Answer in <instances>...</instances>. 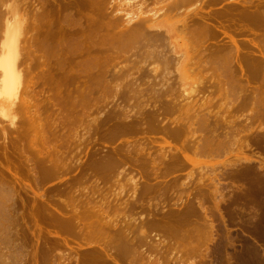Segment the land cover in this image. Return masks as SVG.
<instances>
[{
  "label": "bare ground",
  "instance_id": "6f19581e",
  "mask_svg": "<svg viewBox=\"0 0 264 264\" xmlns=\"http://www.w3.org/2000/svg\"><path fill=\"white\" fill-rule=\"evenodd\" d=\"M89 1V0H88ZM92 1H94V0H92ZM102 2H104L103 0H101ZM101 1H99V3H101L102 4V2ZM127 1H130V0H127ZM137 0H131V2H127V6H125L124 8H126L127 7V9H126V12L124 13V18L122 19L121 17H120V19L121 20H117L118 19V17H117V19H115L116 17H111V19H113L112 21L113 22H109L110 24H108L106 21H110V17H108V16H111L110 15V13L108 14V19L106 20V16L105 15H107V14H102V15H104L106 18H105V21L103 22V20L102 21H98L100 18H98V20L96 19L97 18V16L99 15H97V16H94L92 13L90 14V12L87 10V12H86V15L88 16V20H87V22L85 23L84 21L87 19V17H86V15H84L85 13L83 12L82 14H83V16L84 17H86L85 18V20H84V18H83V22H84V24H83V22H82V17L80 18V15H81V11H82V6H83V4L86 2V0H70V1H66V2H62V1H59V0H36L35 2H38V3H36L37 4V6H38V4L39 5H41V7H42V9H40V8H38L37 7V9L38 10H40V11H37L36 9H35V6L33 5V4H35V2H33L32 0H0V121L3 123V122H5L4 120L6 119V121L9 123V125H7L8 127H5L4 125H1L0 124V138H1V141H2V144H4V146H5V148H6V144L8 143H10V145H12V143H13V141H12V138H10V136H9V133L10 132H13V127H14V123H13V121L15 120L14 119V117H16V114H15V111L16 110H18V111H20V115L22 116V118H21V121H22V123H24V125L23 126H18V127H16L15 126V128H21L20 130H17V129H15V130H17V133H19V135H20V137H21V139H20V141H19V143H21L20 144V151H18V153L20 152L22 155H23V157H24V161H25V164H24V168H25V170H26V168H27V170H26V172H28L29 174L27 175V181H28V178L29 179H31V183H32V185H30V183H28V182H26V183H22L23 185H21V188L23 187V189H22V193L24 194V195H26L29 199V202L31 203V204H29V205H31V209L29 210L28 209V211H30V214H31V216H30V218L32 217L33 219L34 218H38V219H40V220H47V219H49V221H50V223H52V225L54 226V225H58L59 226V228L63 231V232H66V233H68L69 234V232L72 234V235H74L75 234V237L77 238V237H79V238H87L88 240V242H90V239H91V237H93L94 239H95V237H96V235L99 237V235L101 236V234H103L104 236H103V238L105 239H107V240H109L108 239V237L110 238L111 236V238H110V240L109 241H107V240H105V242H104V244H105V246L106 247H104V245H103V248H100L98 251H89L88 249V251L86 252V251H84V252H86V253H83V255H82V259L81 260H79L77 257L78 256H76L77 255V253H75L74 254V256L73 257H71L70 256V253L71 252H67V253H65V251L63 252V250H62V252H59L58 254L57 253H55L56 254V256L58 255V257H55L53 254L54 253H52L51 251H49V249L47 248V250H45V251H43V252H41L40 254H41V256H39V258H41V263L42 264H55L54 262H55V260H57V261H60L61 263L60 264H62V263H64V264H73V262H72V260H74V264L75 263H77V264H121L120 263V261L118 260L119 259V257H121L122 255H124L126 252H130L131 250H129V247H130V245L132 244V240L134 239V237H131L132 238V240L130 239V236H133V234L131 235V233H132V231H133V229H132V226L134 227V225L133 224H135V228L137 227V226H139L138 228H143L142 226L144 225H138V224H136L135 222L136 221H134V217H133V213H132V210H129V209H132V207L135 205L136 206V202H138L139 200H140V198H141V196L138 198L139 200H137L136 199V197L139 195V194H137V188H138V186H137V188H136V185H137V181H138V183H140L139 182V177H138V180L136 181V180H134V179H132V178H130L129 176H127L126 174H125V172L127 171V166H126V163H125V167H123V169L124 168H126V169H124V170H126L124 173H123V169L121 170V171H118V173L119 172H121V174L123 173V174H125L126 176V178H123V179H120V180H128V182H124V181H121V182H119V184H120V186H119V184H118V180H119V178H116L115 180H114V178H115V176H113V175H115L116 174V171H115V174L113 173L114 171H113V169H111V170H109L112 166H114V165H117V163L112 159V157H110V156H105L106 158H103V159H100V161H93L91 164H90V167H92V168H94L95 169V171H96V174H97V176H99L100 178H101V181H102V185L101 186H103L104 184L103 183H105L106 185H108L106 182H108V181H111L110 180V178H109V175L111 174L112 175V173H113V177H111L112 178V181L111 182H113V184L114 183H116L115 184V186L116 185H118V187H120V188H118V187H114L113 189H112V187L114 186L113 184H111V185H109V186H107V188L109 187V189L111 188V190L113 191V192H115V190L114 189H118L117 190V192H115V194L113 195V194H111L109 191H111V190H107V192L109 193L108 195L110 196V194L111 195H113L112 197H110V198H112L113 200L115 199V203L114 204H112L113 202L111 201V202H108V201H110V198H108L109 196H106V197H104V194H101V193H104L105 192V195L107 194V192L106 191H104V190H106L107 188H106V186H105V188L106 189H101V190H103L102 192L99 190V188H100V186L98 187V191L97 190H95L94 191V189H97V188H94V189H89V192H94V195H93V193L91 194L90 193V196H89V194H87V193H85V192H87L86 191V189H87V185H86V183L84 184V185H86V188H85V191L83 190L84 188L82 187V189L80 190V191H82L83 193H85V194H83V193H81L82 194V196L83 195H85L86 196V198H85V196H83L85 199H86V201H84V202H82L83 203V205H81V206H79V208L78 207H76V205L74 204L75 203V200H73L74 201V203L72 202V206L73 205H75L74 207H72L70 204H71V202L70 201H72V199H74L73 197H75V196H77V197H75L76 198V200H78L79 202H80V204H81V201H82V199H78V198H80V196H79V194H78V192H75L76 194H78V195H76L75 193H74V195H73V193H71L72 192V188H70V190H69V192L71 193H69L68 191V194H66V192H62L61 193V195L63 194V193H65V194H63V195H65V196H63V198H61L60 199V197H57L59 200H62V201H64V197H65V199H66V196H69L70 198H68V199H71V200H68V199H66L65 200V202H67V203H65V202H63L62 203V205H61V207H55L56 205H57V203L59 202V200L57 199V198H54V197H56V196H52L53 197V200L54 199H57L58 200V202L56 203V205L55 206H53L51 203H50V201H48L49 200V198H48V200L44 197L45 196V192H38L37 190L38 189H40L39 188V186H38V184H39V181L40 180H42V179H46L47 177H49V176H53L54 175V179L56 178H58V179H60V175H62L61 177H63V175L65 174V172L67 171V170H69V168L67 167V166H69L68 165V163L67 162H69L67 159H69V156H65V153L67 154V152H66V150L67 151H71L72 149H71V147H70V145H71V143H73V142H75L76 141V139L75 138H80V133L82 132L83 134H84V132H86V134H85V136H90V133L89 132H87L90 128L92 129L93 128V126H95L96 125V123H95V120H98V117H97V119H93V118H91L90 116H88L87 114V116L88 117H90L91 119H92V123L90 122L89 124H88V126H90V124L91 125H93L92 127L90 126L89 127V129L88 130H86L87 129V127H85V124H87L89 121H88V119L89 118H87V116L85 115V112L87 111V109L86 108H84V107H86L87 106V108H88V104H90V101H89V99H91V98H93V99H95V97L94 96H97V95H94V94H92L93 95V97L91 96V92L90 91H88V85L87 84H89V83H91V82H88L87 84H86V82L85 83H83L84 85H79V87L78 86H76L78 83H75V85H74V83H73V85L75 86V88L77 87L78 88V90L77 91H75L78 95H76V97H70V96H72V94H73V96H75L74 94V92L71 94L70 93V89H69V87H67V92L65 93V91H64V93H62V91H61V88L60 87H62L61 85H63V87H64V84L63 83H66L67 81H70L71 80V82L72 81H74V80H72L73 78H74V73L76 74V77L77 76H79L80 74H85L86 75V73L85 72H88V71H91V69H93V70H95L96 68H98V65H99V62H98V60H100L101 59V54H104L106 51H108V54L107 53H105L106 55H112L110 52H112L113 53V49H114V51H116V53L117 52H119L120 50H122L121 51V53L122 54H124L125 53V51L127 52V49L129 50L128 51V53H130L131 52V50L130 49H134V51L136 52L138 49L137 48H139V52H140V46H141V49H142V47H143V50L141 51V53H142V55H143V53H144V51L146 52V53H144V55H143V57H142V55H141V53H139V55H140V57L137 59V58H135V60L134 59H132V60H134L135 62H137L138 63V65L139 66H141V63H142V60L141 59H143L144 60V58L145 57H149V59H150V55L148 56V53H152V56H151V60H149V61H151V63L153 62V59H154V61L157 63V65H155V67H154V65H153V63L151 64L150 62L148 63V61L146 60V59H148V58H146L145 60H144V63L146 62V63H148V65L150 66V64L151 65H153V72L155 73V71L157 70V66H159L160 65V67H163V70H166L167 71V74L169 73L170 75L172 74H174L173 75V78H174V80H175V78H177L178 80H177V82L179 81L180 83H182L184 86L185 85H189V86H193L194 87V89L196 88V86H198V82H190V80L188 79V77L190 76V74L189 73H191L192 72V70H193V67H195V64L196 65H198V66H200V64L202 65V63L204 64V66L202 65L201 66V69L203 68V70H210L211 71V74H213L214 76H216L217 78L215 79V77L213 78V75H212V78L214 79L213 81L210 79V78H207L206 80H207V82H213L214 84H213V86H215V88L218 90V93L221 91V90H224V92L222 91V93L223 94H225V91H226V94L225 95H223L222 93V95H220V93H219V95L220 96H227L228 95V93L227 92H229V96H227L226 98H230L231 97V101H232V103H231V105L232 106H235V107H246V106H250V107H252L253 109H255V110H253V111H251V114H250V110L252 109H250V108H246V109H249L248 111H249V116L248 115H246V116H248L247 118H246V120L247 121H253V119H260V118H258L259 116H260V113H262V112H264V95H263V92L261 93V91L260 90H262L263 88H264V0H209V2L207 3L208 4V6H205V7H207V8H211V7H214V6H219V9H212V10H210V11H206V12H203V10H202V4L203 3H205V0H149V2L152 4V6H151V8H150V10H151V14L148 12V14H150V15H146V14H144L143 16H141L143 13L142 12H144L143 10H145V9H142L143 8V5L145 6V4H143L144 2H146V0H138V2L139 1H141V2H139V3H137L136 2ZM206 1H208V0H206ZM90 2H91V0H90ZM98 2V1H97ZM106 2V1H105ZM116 2V1H115ZM117 2H119V1H117ZM116 2V3H117ZM121 2L123 3V0H121ZM126 1H124V3H125ZM95 1L94 2H91V3H89V4H91L93 7H94V5H95ZM107 3H108V1H107ZM110 3V2H109ZM113 3V2H112ZM150 3H148V2H146V4L147 5H150ZM113 4H115V3H113ZM112 4V5H113ZM106 5H108V4H106ZM117 5V4H116ZM120 5H121V3H120ZM125 5H126V3H125ZM141 5H142V7H141ZM153 5L154 6H156L155 8L153 7ZM89 6V5H88ZM96 6V9L98 8L97 6V4L95 5ZM103 6V8L105 9V7H104V5H99V7H102ZM124 6V5H123ZM40 7V6H39ZM92 7V8H93ZM113 7V6H112ZM111 7V8H112ZM116 7V6H115ZM148 7V6H147ZM85 8V7H84ZM90 8H91V6H90ZM90 8L88 7V9L90 10ZM121 7H119L118 9H120ZM123 8V7H122ZM129 8V9H128ZM152 8H154V11H152L153 9ZM203 8H204V6H203ZM206 8V9H207ZM95 8L93 9V10H96ZM103 9V10H104ZM107 9V8H106ZM113 9H114V7H113ZM142 9V10H141ZM85 10V9H84ZM83 10V11H84ZM92 10V11H93ZM99 10V9H98ZM97 10V11H98ZM101 10H102V8H101ZM112 10V9H111ZM117 10V9H116ZM120 10H125V9H120ZM127 10H129V11H127ZM146 10H148L149 11V9L147 8ZM216 10V11H215ZM91 11V10H90ZM97 11L95 12V13H97ZM110 11V10H109ZM114 11V10H113ZM142 11V12H141ZM213 11H215V13H213ZM104 12H106L107 13V11L105 10ZM117 12V11H116ZM94 13V12H93ZM94 13V14H95ZM98 13H99V11H98ZM101 13H103V11L101 12ZM115 13V12H114ZM121 13V12H120ZM145 13V12H144ZM118 14H119V12H118ZM171 14H172V17H171ZM176 14V15H175ZM177 14H178V16H179V18L177 17ZM90 15H93V17L91 16V18H93V20L91 19L90 20ZM174 15V16H173ZM114 16H115V14H114ZM126 16V17H125ZM167 16H170V17H167ZM177 17V18H176ZM172 18L174 19H177L176 21H173L172 20ZM97 20L98 21V23L96 24L95 23V21L94 20ZM101 19H104V18H101ZM37 22H36V21ZM114 20H116V21H114ZM37 23V25H36V23ZM94 21V22H93ZM102 24H101V23ZM100 23V24H99ZM105 23H107V25H106V28H107V26H108V30H110V28L113 30V29H115L114 31L115 32H111V30H110V32L108 31L107 32V29L104 27L105 26ZM99 24V25H98ZM37 27H36V26ZM102 25H103V27L105 28V30L104 31H106V33L104 32V31H102ZM102 28H101V27ZM121 27V28H120ZM122 27H124V28H122ZM116 29H118V30H116ZM123 29V30H122ZM125 29V30H124ZM119 30H122L121 32H119ZM99 33H101V34H99ZM102 33H103V35H104V33L108 36V37H106V35L105 36H102ZM108 33H110V34H108ZM111 33H113V34H111ZM101 35V36H100ZM113 35V36H112ZM146 36L147 38L149 37V41H151V42H155L153 45L151 44V42L149 43V41L148 40H145V37L144 36ZM141 36V38H139ZM144 37V38H143ZM187 37H189L188 38V41H189V39H190V41H192L193 42V44L194 45H192L191 46V48H189L186 44H189L188 43V41L186 42V41H184L183 42V40H185V38H186V40H187ZM138 38V39H137ZM146 38V39H147ZM155 40V41H153V39ZM137 39V40H136ZM141 39V42H142V39H144L145 41H146V43H144V44H146V45H144L143 43H141V42H139V40ZM143 40V41H144ZM156 40H157V43L158 44H156ZM163 41L164 43H161V41ZM134 41H136V43L134 44ZM140 44L139 45V47H138V43ZM147 42L150 44V45H152L153 46V48L155 47L154 45L156 44V47L159 45V46H161L162 45V47L165 45V48L166 49H162V47H160L159 48V46H158V49L157 50H153V48L151 47V49H152V51L150 50V52L148 51V49H150V46H149V44H147ZM132 43V44H131ZM161 43V44H160ZM131 44V45H130ZM130 45V46H129ZM133 45V47L132 48H130L131 46ZM135 45H137V46H135ZM144 45V46H143ZM147 45H148V47H147ZM135 46V47H134ZM145 46L148 48H146V49H144L145 48ZM123 47H125V48H127L126 50L125 49H122ZM137 47V48H136ZM33 48H34V52H33ZM130 48V49H129ZM135 48L137 49V50H135ZM133 49H132V54L134 55V51H133ZM37 51V52H36ZM38 51L42 54H40V53H38ZM110 51V52H109ZM148 51V52H147ZM34 53V54H33ZM36 53H37V55H36ZM93 53V54H92ZM99 54L100 53V55H94V54ZM115 52L113 53L114 55H112V56H114L115 57V54H116ZM121 53H118L119 54V56H118V54H117V56L115 57V58H118V57H121ZM126 54V56L128 57H126L125 55H124V57L127 59V60H130V58L129 57H131V56H133L132 54ZM138 52H136V56H139L138 54H137ZM36 55V58L35 59H37V57L39 56V55H41V57L43 56V58L42 59H39V58H41L40 56L38 57V61H40V60H42V61H40V62H43V61H45L46 59H49V61H48V65H49V62H50V59L51 60H53L52 62L54 63L53 65H52V63L50 62V64L51 65H49V67L50 66H53V68H54V70H55V72L53 71V72H51V75L50 74H46V79H47V81H48V83L49 82H51L52 84H53V86H54V88H55V91L54 92H52V91H48V89H47V94L46 93H44L45 95H43L44 96V98L43 99H41L40 101H36V103H34L33 101H32V98L31 97H34V94H35V92H34V94H32V93H29L28 91L29 90H31V89H29L28 91H27V88L29 87V86H27L28 84H29V82H30V79H31V76H32V73H31V71H32V69H30V67L28 66V65H30V63L31 62H33V60L34 61H36L35 59H33L34 58V56ZM39 54V55H38ZM104 54V55H105ZM33 57H32V56ZM128 55H131V56H128ZM95 56H97L98 57V60H96L95 59ZM99 56H100V59H99ZM145 56V57H144ZM153 56H154V58H153ZM32 57V58H31ZM106 57H108V56H106ZM114 57H109L110 59H114ZM31 58V59H30ZM44 58H45V60H44ZM104 58L105 57H103L102 56V59L100 60V63H101V61L102 62H104L105 63V60H104ZM109 58H107V59H109ZM121 58H123V56L121 57ZM125 58L123 59V60H125ZM33 59V60H32ZM106 59V58H105ZM112 59V60H113ZM136 59H137V61H136ZM140 59V62L141 63H139V60ZM31 60V61H30ZM110 61V60H108L109 61V63L110 62H113L114 63V61ZM115 60H117V59H115ZM118 60H121L120 58H118ZM117 60V61H118ZM30 61V62H29ZM107 61V60H106ZM126 61V60H125ZM37 62V61H36ZM118 62H120V61H118ZM117 62V63H118ZM121 62H123V61H121ZM121 62L120 63H118L119 65L121 64ZM127 62V61H126ZM129 62V61H128ZM127 62V63H128ZM38 63V62H37ZM113 63H111L112 65H113ZM117 63H114V64H116L114 67H116L117 66ZM143 63V65L142 66H144V65H147V64H144ZM40 64H42V63H40ZM103 63H101L100 65H102ZM135 63L133 62V66L135 67V69L138 67V65H134ZM155 64V63H154ZM205 64L207 65L206 67H205ZM32 65V64H31ZM37 65V64H36ZM35 65V66H36ZM43 66H45L46 67V63H44V64H42ZM99 65V66H100ZM104 65H106V67L105 68H107L106 70L108 71V66H110V64H108V63H105ZM127 65V64H126ZM33 66V65H32ZM40 66V65H39ZM38 66V70L40 71V69L39 68H42V70H43V68H45V67H39ZM123 66V65H122ZM137 66V67H136ZM140 67V68H143V69H146V67L144 68V67ZM148 66V67H149ZM197 66V67H198ZM48 67V68H49ZM110 67H112V66H110ZM113 67V68H114ZM120 68H118V67H116V68H118L117 70L120 72L121 70H122V68H121V65L119 66ZM130 67L131 66H129V68L128 69H130ZM160 67H159V69H160ZM32 68H35V67H32ZM99 68H101V72H103V73H105V72H107V71H103L104 69L102 68V66H100ZM115 68V69H116ZM125 68V67H124ZM140 68H138V70H136L137 72L139 71V73H140V71L141 70H143V69H140ZM46 69V68H45ZM121 69V70H120ZM126 69V68H125ZM128 69H127V71H128ZM134 69V70H135ZM148 69V68H147ZM162 69V68H161ZM197 69H199V67L197 68ZM239 69H240V72L241 73H243V74H240V76L238 75V73H237V71H239ZM31 70V71H30ZM34 70V69H33ZM36 70V69H35ZM38 70H36V71H38ZM40 71L39 73H40V76L42 77V80H41V77L38 75L39 73L38 72H36V73H38V74H36V75H38V78H40L38 81H39V83H40V80L42 81V82H44V80L45 79H43V78H45L43 75H44V71ZM92 70V71H93ZM109 70H112V69H109ZM151 70V68L149 69V71ZM203 70H201V73H202V71ZM46 71H47V69H46ZM50 70H48V72H49ZM71 71V72H70ZM74 71V72H73ZM96 71H98V70H96ZM117 71V72H118ZM147 71V70H146ZM148 71V72H149ZM158 71V70H157ZM42 72V73H41ZM101 72H100V74H97V75H101ZM109 72V71H108ZM115 72V74L117 73L116 72V70L114 71ZM124 72H126V70L124 71ZM123 71L121 72V74L123 75V73H124ZM143 72V71H142ZM151 72L152 71H150V74H151ZM160 73H157L156 75V77H158V74H161V73H163L161 70L159 71ZM206 72V71H205ZM205 72H203V73H205ZM217 72V73H216ZM220 72V73H219ZM225 72V74H223V73ZM226 72H228L227 74H226ZM31 73V74H30ZM98 73V72H97ZM102 73V74H103ZM131 73V72H130ZM133 73V72H132ZM144 73V72H143ZM147 73V72H146ZM210 72H207V73H205V74H209ZM114 74V73H113ZM137 74V73H136ZM135 74V75H136ZM142 74V73H141ZM145 74V73H144ZM164 74H166V73H164ZM204 74V75H205ZM211 74H210V77H211ZM216 74V75H215ZM226 75L224 78H228V80H224V78H223V80L224 81H222V79L221 78H218L219 76H223V75ZM48 75H50V76H48ZM54 75V76H53ZM95 75H96V73H95ZM94 75V76H95ZM106 74H103L102 76H105ZM122 75L120 76V75H118L119 77L118 78H121L122 77ZM134 75V76H135ZM138 75H140V74H138ZM137 75V76H138ZM189 75V76H188ZM193 75V74H192ZM228 75V76H227ZM55 76H56V78H55ZM89 76H90V74H89ZM92 76V75H91ZM94 76H92L94 79V81H93V83H96V82H98L100 79H98V76H97V78L96 77H94ZM110 76H111V74H110ZM126 76H127V74H126ZM128 76H129V73H128ZM144 76H146V74L144 75ZM147 76H149V74H147ZM160 76H162V75H160ZM175 76V77H174ZM198 76V75H197ZM203 76V75H202ZM207 76V75H206ZM243 76V77H242ZM54 77V78H53ZM115 77H116V75H115ZM114 77V78H115ZM123 77H124V75H123ZM136 77V76H135ZM134 77V78H135ZM141 77H143V76H141ZM152 77V76H151ZM163 77V76H162ZM191 77V76H190ZM193 77V76H192ZM239 77H241V79L239 78ZM37 78V79H38ZM81 78V77H80ZM87 78V77H86ZM101 78V77H100ZM103 78V77H102ZM101 78V79H102ZM113 78V79H114ZM117 78V79H118ZM138 78H140L139 76H138ZM144 78V77H143ZM168 78V77H167ZM195 78V77H194ZM197 78V77H196ZM244 78H245V80L247 81V84L248 83H252V81H255V80H257L254 84H257V82H258V80H259V82L261 83V85H259L258 86V88L256 89L255 88V90L254 91H257V93L260 91V93L263 95H261L260 93H258L257 95H261V97H259L258 98V96H256V94H255V96L257 97H255L254 98V96H253V94L255 93L254 91H253V87H252V91L251 92H254V93H252V94H250L251 92H249V95L251 96V97H248V95H247V97L249 98V99H247V98H245L244 100H241L240 99V97L242 96L243 97V95H244V92L241 94V90L243 89V91L245 90V91H248V90H246L245 88H243V87H241L240 86V88H238L237 86L240 84L239 83V81L240 80H242L243 79V81H244ZM33 79V78H32ZM77 79V78H76ZM82 80L84 79V78H81ZM81 79H77V80H81ZM92 79V78H91ZM91 79H89V80H91ZM103 79H105V78H103ZM102 79V80H103ZM123 79V78H122ZM122 79H119V81L120 80H122ZM125 80L127 79L129 82L131 81L130 79H128V78H124ZM142 78H140L139 79V85H140V80H141ZM145 79V78H144ZM144 79H142L141 80V82L144 80ZM153 79V78H152ZM152 79H151V81H152ZM159 79H161L160 77H159ZM170 79V78H169ZM200 79V78H199ZM209 79V80H208ZM108 80V79H107ZM110 80H112L111 78H110ZM115 80V79H114ZM126 80V81H127ZM168 80V79H167ZM192 80V79H191ZM85 81H87V80H85ZM104 81V80H103ZM101 82V81H99L100 82V84H102L103 85V87H104V85L106 86L107 85V83L108 82H106V84H104L105 83V81H106V79H105V81L104 82ZM109 81V80H108ZM116 81H118V80H116ZM136 82L137 81V79L135 78L134 80H132L131 82ZM150 81V80H149ZM154 81V80H153ZM158 81V80H157ZM156 81V82H157ZM162 81H164V80H162ZM169 81V80H168ZM168 81H166V82H168ZM172 81H173V79H172ZM172 81H170V82H168V83H172ZM193 81H194V79H193ZM198 81V80H197ZM204 81V80H203ZM242 81V82H243ZM42 82H41V85H44V86H40L41 87V89L40 90H42V88L43 87H48L49 85L47 84V82H45L47 85H45V83L44 84H42ZM75 82H77V81H75ZM84 82V81H83ZM98 82V83H99ZM131 82H130V84H131ZM147 82V81H146ZM146 82L145 83H143V84H146ZM165 82V81H164ZM176 82V83H177ZM201 82V81H200ZM212 82L210 83V84H208V86L209 85H211L212 84ZM258 82V83H259ZM31 83V82H30ZM97 83V84H98ZM110 83H111V81H110ZM115 83H117V82H115ZM120 83L122 84V86L123 87H125L124 86V83H122L121 81H120ZM119 83V84H120ZM152 83V82H151ZM162 83V82H161ZM205 84H207L206 82H204ZM204 83H203V85L201 84V87L202 86H204V88H206V87H208L207 85H206V87H205V85H204ZM51 84V85H52ZM92 84V83H91ZM100 84H99V87H100ZM121 84L119 85V86H121ZM126 84V83H125ZM134 84V83H133ZM131 85V86H129V88H128V92L130 91V89L132 90L133 88L135 89V85H136V83H135V85ZM147 84H148V82H147ZM154 84V83H153ZM163 84H165V83H163ZM173 84H174V81H173ZM50 85V86H51ZM87 85V86H86ZM90 85V84H89ZM111 84H108V86H106V87H104V88H106L107 89V95L108 94H110L111 95V93L113 92H110L109 93V91H111V89L112 90H114V86H115V84H114V86H112L113 88H111V87H109ZM112 85H113V83H112ZM128 83H127V87H128ZM139 85H137L138 86V90H139V87L141 88L140 90H139V92H136V89L134 90L136 93H139L138 94V96H137V94L134 92H132V94L131 95H135V96H137V97H140L141 95H142V89H143V91L144 90H146L145 89V86H143V88L141 87V85L139 86ZM149 85V84H148ZM152 85V84H151ZM199 85H200V83H199ZM245 85H246V82H245ZM245 85H243L244 87H245ZM65 86H69V85H65ZM80 86H83V87H81L80 88ZM84 86H86V88H84ZM97 86V85H92V87L93 88H95V87ZM118 86V87H119ZM133 86V88H131ZM137 86H136V88H137ZM153 86V85H152ZM155 86H158V85H155ZM155 86H153V87H155ZM170 86V85H169ZM168 86V84L165 86V87H163L162 85H160L159 87H160V89H157L156 87L155 88H151V86H148L149 87V89L150 90H152V91H150V93L149 92H147V95H148V93H149V95H151L150 96V99H149V95H148V101H147V103H149V104H144V103H141L142 102V100L140 101L139 100V102H137L138 101V98H131V95H129V93L126 91V88L127 87H125V91L128 93V96L129 97H127L128 99L129 98H131L128 102H130V103H132L130 106H132L131 108H134L135 107V105L136 106H138V107H140L141 106V108H140V110H144V109H142L143 107L145 108L146 106L148 107V105H149V107L151 106L150 105V103L151 104H153L152 106H151V109H156V110H159L158 112L160 113H157V112H153L152 110L151 111H149L147 114L149 115V120H151L152 122H153V125H148V123L149 122H145L146 120H144V117H143V115L140 113V111H138L139 110V108H134L135 109V111L133 112L132 110H134V109H130V108H128V107H130L129 105H127L128 107L126 108V109H130L129 110V113H130V111L132 112V113H126L125 111H127L126 109H125V111H123L122 109V111H120L121 112V114L120 115H122V116H119V115H117V114H119V113H117V112H115V113H113V111H112V113L115 115V117L116 116H119V117H117V124L115 125V130H116V132L117 131H126V132H130V133H144L145 131L144 130H147V129H150V130H154V132H160V133H162V134H166L167 136H168V134H169V136H172V137H174V138H176V136H178V134L180 133V134H182L183 135V137H185L186 136V132H185V135L183 134L184 133V131H183V129L185 130V131H187V130H189V129H187V127H189L190 126V129L192 130V123H191V125H190V123H188L189 124V126H187L186 128L184 127L185 126V124H184V122H182V119L184 120V118H186V117H184L183 115H181L182 113L184 114V112L186 111V110H183V109H188L187 111L189 112L190 111V109H191V107L193 108L194 106H193V104H194V102H193V104H192V101L190 102V101H187L186 103L184 102L183 104H180V102L179 101H174V99H176V98H172V100H170V101H168L167 100V103L168 104H166V101L164 102L163 100H162V102L163 103H165V105L162 103V102H160V103H162L163 105H162V107L160 106L159 107V104H158V102L161 100V99H159V94H161L162 93V91H168V89L170 88ZM212 86V85H211ZM263 87L262 89H261V87ZM90 87V86H89ZM102 87V86H101ZM100 87V89H99V91H97V92H99V94H100V92H101V90L102 91H105L106 92V90H104V88L102 89ZM122 87V88H123ZM158 87V88H159ZM250 88H251V86H249ZM66 88V87H65ZM65 88H63V89H65ZM93 88H92V90H93ZM110 90H109V89ZM121 87H120V89L118 90L117 88V90L118 91H120L121 89H122ZM147 88V87H146ZM163 88V89H162ZM172 88V87H171ZM209 88V87H208ZM207 88V89H208ZM211 88V87H210ZM213 88V87H212ZM238 88V89H237ZM34 89V88H33ZM74 89V88H73ZM90 90H91V87L89 88ZM96 89H98V87L96 88ZM206 89V90H207ZM240 89V90H239ZM45 90L46 89H44L43 90V92H45ZM66 90V89H65ZM68 90H69V92H68ZM91 90V91H92ZM123 90V89H122ZM121 90V91H122ZM156 90V91H155ZM174 90V89H173ZM205 90V91H206ZM211 90V89H210ZM210 90H207L208 91V93L210 92ZM236 90H237V93H240V94H238V97H237V93H236ZM72 91H74V90H72ZM125 91H123V93L125 92ZM171 89H169V93L167 92V94L168 95H171L172 96V93L171 92H173V91H171ZM239 91V92H238ZM31 92V91H30ZM50 92V93H49ZM131 92V91H130ZM151 92H152V94H151ZM165 92V93H166ZM40 93V92H39ZM88 93H89V95H90V98L88 99V97H89V95H88ZM93 93H94V91H93ZM102 93H104V92H101V94L100 95H102ZM114 93H116V90H115V92H113V95H115ZM121 94L120 92H117L116 94ZM127 93H126V95H127ZM145 93H146V91H145ZM164 93V94H165ZM210 93H213V90L210 92ZM31 95V97H30V95ZM41 94V93H40ZM71 94V95H70ZM99 94H98V96H99ZM118 94V95H119ZM141 94V95H140ZM174 94V93H173ZM42 95V94H41ZM88 97H87V96ZM105 95H106V93H105ZM104 94L102 95L103 97L105 96ZM109 95V96H110ZM117 95V96H118ZM140 95V96H139ZM146 95V96H147ZM161 95H163V94H161ZM166 95V94H165ZM165 95H164V97H165ZM207 95V94H206ZM206 95H204V96H206ZM211 94H209V96H210ZM219 95H217V96H219ZM231 95V96H230ZM239 95H240V97H239ZM37 96V95H36ZM42 96V97H43ZM97 96V97H98ZM117 96H115L116 98H117ZM144 96V95H143ZM142 96V97H143ZM153 96V98L151 99V97ZM159 96V97H158ZM167 96V95H166ZM170 96V97H171ZM216 96V97H217ZM39 97V96H38ZM70 97V98H69ZM101 97V96H100ZM113 97V96H112ZM114 97V98H115ZM141 97V98H142ZM168 97V96H167ZM173 97V96H172ZM174 97H177L176 95H174ZM206 97H208V96H206ZM224 97V98H225ZM245 97V96H244ZM253 97V98H252ZM263 97V98H262ZM74 98H76V99H74ZM86 98V100H84ZM107 97H105V99H106ZM113 98V99H114ZM122 98H123V96H122ZM126 98V99H127ZM144 98L145 99H143V101L144 100H146V97L144 96ZM161 98H163V97H161ZM203 98V97H202ZM223 98V99H224ZM238 98H239V100H238ZM251 98V99H250ZM87 99H88V101H87ZM99 99V98H98ZM102 99V98H101ZM124 99V98H123ZM135 100L137 103H141V105L140 104H138L137 105V103L135 102V101H133V100ZM140 99V98H139ZM177 99H178V97H177ZM206 101H204L205 103H201V104H206V105H210V107H212V104H209V103H212V99H207V98H204ZM222 99V98H221ZM92 100V99H91ZM116 100V99H115ZM117 100H120L119 99V96H118V99ZM150 100L152 101V102H150ZM179 100V99H178ZM85 101V103H86V105H85V103H84V107H81V106H79V105H81V102L83 103ZM95 101H97V98H96V100ZM95 101H93L92 100V102H95ZM101 101V100H100ZM120 101H122V100H120ZM126 101V100H125ZM126 101V102H127ZM183 101V100H182ZM200 102H201V100H199ZM224 102L225 101H227V99L226 100H223ZM228 101H230L229 99H228ZM230 101V102H231ZM38 102H40L39 104H38ZM80 102V103H79ZM125 102V103H126ZM214 102V101H213ZM223 102V103H224ZM88 103V104H87ZM113 103V102H112ZM134 103V104H133ZM136 103V104H135ZM226 103V102H225ZM224 103V104H225ZM70 104V105H69ZM75 105V104H79L78 105V107L76 108L75 107V110H79V107L82 109V108H84V109H82V111H80L81 113H78V115L80 114V118H82V117H84V118H87V120L86 119H84V120H86L85 122H84V120H82V119H80L79 117H77V115H75V117L76 118H78V124H80L82 121L85 123H81V124H84L83 125V127H85V128H83V130H82V128L80 127V126H82V125H77L76 123V120L77 119H75V117H74V115H71V111L73 112V111H75L74 109H72L71 108V106L72 105ZM94 104V103H93ZM92 104V105H93ZM97 104H99V103H97ZM106 104V103H105ZM110 104V103H109ZM119 104V103H118ZM128 104V103H127ZM144 104V106H142ZM201 104H199V107L201 106ZM227 104V103H226ZM67 105H69V107L71 108V109H69V107H67ZM83 105V104H82ZM122 105V104H121ZM121 105H117V106H119L120 108H121ZM126 105V104H125ZM140 105V106H139ZM161 105V104H160ZM206 105L204 106V105H202V106H204V108L206 107ZM218 105H219V103H218ZM230 105V104H229ZM54 106H55V111L52 109V108H54ZM98 106V105H97ZM96 106V107H97ZM101 107H102V105H100ZM111 106V105H110ZM115 106H116V103H115ZM134 106V107H133ZM158 106V107H157ZM186 106H188V107H186ZM197 106H198V104H197ZM201 106V107H202ZM226 106H228V105H226ZM226 106H224V107H226ZM231 106V107H232ZM89 107H91V106H89ZM95 107V108H96ZM113 107H114V105H113ZM118 107V108H119ZM186 107V108H185ZM190 107V108H189ZM198 107V108H199ZM200 107V108H201ZM207 107H209V106H207ZM210 107H209V111L207 110L208 108H205L203 111L205 112H203L202 111V109L200 110V111H202L201 112V115L199 116V114L197 115V116H195L196 115V112H200V111H196L195 110V113L194 114H191L192 112H194V110L192 111L191 110V112L190 113H187V111L185 112L186 114H185V116H189L190 114L192 115V116H194L196 119H197V121H198V118L200 119L201 118V122H199L198 121V123H197V121H196V124H199V125H201V127L200 126H197V127H194V128H196V130H198V131H201V132H204L203 130H201L200 128H202V126H203V128H204V125H206V123H207V121H209L210 119H209V117H214L215 119H216V116H213L214 114V112L212 113V112H210L211 110H210ZM231 107H228V109H229V111L227 110V107H226V112L228 113V115H229V112L231 111ZM93 108V107H92ZM97 108H99V106L97 107ZM118 108H117V110H118ZM122 108H125V106H124V104H123V106H122ZM198 108H196V109H198ZM199 108V109H200ZM80 109V110H81ZM89 109V108H88ZM94 109V108H93ZM105 109V108H104ZM115 108H113V110H114ZM138 109V110H137ZM234 109V108H233ZM238 109H240V108H238ZM237 109V110H238ZM242 109V108H241ZM245 109V110H246ZM263 109V110H262ZM84 110V111H83ZM96 110V109H95ZM102 110H103V108H102ZM109 110V109H108ZM120 110V109H119ZM118 110V111H119ZM155 110V111H156ZM161 110V111H160ZM236 110V109H235ZM243 110V109H242ZM99 111V110H98ZM98 111H96V112H98ZM114 111H116V110H114ZM136 111H138L140 114H136V115H133ZM145 111V110H144ZM175 111V113H176V111H178L177 113H179V119L180 118H182V119H180V120H178V121H181L180 123H174L173 121V124L174 125H169L168 127H165L163 124V122H164V120H163V124L160 122V124H158L159 122H157V120H158V116H161V112H163L164 114L166 113V112H172V114H173V112ZM180 111H182V112H180ZM247 111V112H248ZM17 112V111H16ZM84 112V113H83ZM92 112V111H91ZM100 112H101V110H100ZM236 112V111H235ZM247 112H246V114H247ZM74 113V112H73ZM84 114V115H82L81 116V114ZM87 113V112H86ZM102 113H103V111H102ZM102 113H100V114H102ZM110 113V112H109ZM111 113V114H112ZM167 113V114H168ZM181 113V114H180ZM211 113V114H210ZM15 114V115H14ZM75 114H77L76 112H75ZM98 114H99V112H98ZM97 114V116H100L99 118H101V115L99 114L98 115ZM113 114L112 115H110V116H113ZM133 116H136V118L135 117H133ZM144 114H145V112H144ZM146 114V115H147ZM171 114V115H172ZM216 114V113H215ZM263 114V113H262ZM262 114H261V116H262ZM190 115V116H191ZM210 115H212V116H210ZM72 116L74 117V119L72 118ZM94 116V115H93ZM92 116V117H93ZM107 116V115H106ZM145 116V115H144ZM168 116H170V114L168 115ZM173 116V115H172ZM176 116H178L177 114H176ZM189 116V117H190ZM199 116V117H198ZM230 116V115H229ZM260 116V117H261ZM56 117V118H55ZM175 117V116H174ZM184 117V118H183ZM222 117H224L223 115H222ZM243 117H244V115H243ZM250 117V118H249ZM264 117V116H263ZM54 118H55V121H57L58 122V120H60L59 121V123H57V122H55L54 121ZM59 118V119H58ZM95 118H96V115H95ZM102 118H103V116H102ZM108 118V117H107ZM119 118V119H118ZM146 118V117H145ZM218 118H221V115L218 117V114H217V119ZM225 118H226V116H225ZM225 118L223 119L224 121H225ZM233 118H236V117H233ZM240 118V117H239ZM242 118V117H241ZM57 119V120H56ZM80 119V120H79ZM115 119V118H114ZM209 119V120H208ZM215 119L213 120V121H215ZM222 119V118H221ZM220 119V120H221ZM232 119V118H231ZM231 119H229V120H231ZM75 120V122H73ZM82 120V121H81ZM94 120V121H93ZM104 120V119H103ZM112 121H113V119H111ZM174 121H175V119H173ZM219 120V119H218ZM217 120V121H218ZM238 120V118L237 119H235V123L236 122H238L237 121ZM177 121V122H178ZM0 122V123H1ZM95 123V125H94V123ZM103 122V121H102ZM223 122V121H222ZM246 122V121H245ZM72 123H74V125L72 126ZM145 123H147L146 125H144ZM182 123V124H181ZM195 123V122H194ZM209 123L210 122H208V124H207V126H205L206 127V130H208V127H209ZM213 123V125L214 124H216V122L214 123V122H212ZM211 123V124H212ZM225 123H227L226 121H225ZM231 123L232 124H228L229 125V128H231V125H232V127H233V122L231 121ZM98 124V123H97ZM101 124V123H100ZM103 124V123H102ZM106 124V123H105ZM184 124V125H183ZM188 124H186V125H188ZM218 124V123H217ZM77 125V126H76ZM99 125V124H98ZM183 125V126H182ZM221 125H222V123H221ZM228 125H226V126H228ZM236 125V124H235ZM239 125V124H238ZM247 125L248 124H246V126L245 127H247ZM12 126V127H11ZM75 126V127H74ZM80 127V128H77V127ZM97 126V125H96ZM103 126H104V124H103ZM194 126V125H193ZM196 126V125H195ZM223 126H225V125H223ZM225 126V127H226ZM251 126V125H250ZM9 127H11V128H9ZM57 127H59V129L57 128ZM110 127V126H109ZM199 127V128H198ZM215 127V126H214ZM214 127H211V130H212V128L214 129ZM249 127V126H248ZM253 127V126H252ZM7 128H8V130L10 129V130H12V131H10V132H7L8 130H7ZM202 128V129H203ZM227 128V127H226ZM229 128H227V130L229 129ZM63 129H64V131H63ZM76 129L77 130H81V132L80 133H78V134H80L78 137H76L77 136V132H75L76 134H74V132L73 131H76ZM91 129H90V131H91ZM98 129V128H97ZM99 129H100V127H99ZM109 129V128H108ZM187 129V130H186ZM216 129V128H215ZM214 129V130H215ZM222 129V128H221ZM225 129V128H224ZM224 129H223V131H224ZM231 129H236V128H231ZM252 129V128H251ZM65 130H66V132H65ZM94 130H95V128H94ZM107 130V129H106ZM105 130V131H106ZM149 130V131H150ZM195 129H193L192 131H196ZM226 130V129H225ZM237 130H238V128H237ZM19 131V132H18ZM96 131V130H95ZM99 131V130H98ZM97 131V132H98ZM113 131V130H112ZM111 131V132H112ZM140 131V132H139ZM141 131H144V132H141ZM190 131V130H189ZM188 131V132H189ZM208 131H210V127H209V130ZM213 131V130H212ZM222 131V132H223ZM8 133V136L9 137H7V133ZM94 132V131H93ZM115 132V131H114ZM147 132V131H146ZM154 132H153V134H154ZM182 132V133H181ZM187 132V133H188ZM211 132V131H210ZM214 132V131H213ZM212 132V133H213ZM219 132V131H218ZM224 132H227V133H229V132H231V131H224ZM232 132H234V134H232V135H234V137H235V131H232ZM238 132V131H237ZM15 133H16V131H15ZM66 133V134H65ZM104 133V132H103ZM109 133H110V131H109ZM113 133V132H112ZM190 133V132H189ZM188 133V134H189ZM207 133V132H206ZM239 133V132H238ZM95 133H93V135H94ZM124 134V133H123ZM122 134V135H123ZM127 134H129V133H127ZM147 134V133H146ZM148 134H152L151 132L149 133L148 132ZM159 134V133H158ZM200 134V133H199ZM203 135H205L204 133H202ZM215 133H213L212 135H214ZM11 135V134H10ZM74 135H76V136H74V138H73V136ZM96 135V134H95ZM113 135H116V134H113ZM117 135H118V133H117ZM116 135V136H117ZM142 135V134H141ZM194 135V134H193ZM203 135L201 136V137H203ZM207 135H209V134H206V136ZM211 134H210V137L212 136ZM220 135V134H219ZM16 136H18V135H16ZM91 136H92V133H91ZM102 136V135H101ZM110 136H112L111 134H110ZM157 136V135H156ZM181 136V135H180ZM215 136H217V134L215 135ZM215 136L213 137V138H215ZM221 136V135H220ZM224 136V135H223ZM222 136V137H223ZM12 137V136H11ZM20 137H18V138H20ZM83 137V135L81 136V138ZM135 137V136H134ZM166 137V136H165ZM171 137V138H172ZM200 137V136H199ZM200 137V138H201ZM218 137V136H217ZM222 137H220V138H222ZM13 138H15V137H13ZM58 138V139H57ZM59 138H62V139H59ZM73 138V139H72ZM86 138V137H85ZM84 138V139H85ZM105 138V137H104ZM113 138V137H112ZM114 138H115V136H114ZM177 138H179V137H177ZM181 138V137H180ZM204 138V137H203ZM207 138V137H206ZM208 138H209V136H208ZM223 138H225V137H223ZM230 138H232V136H230ZM6 139H8L7 141V143H5L6 142ZM83 139V140H84ZM51 140H53L52 142H51ZM72 140V141H71ZM75 140V141H74ZM78 140V139H77ZM86 140V139H85ZM80 141V140H79ZM77 142V141H76ZM73 143V145L74 144H77V143ZM80 142H82V141H80ZM79 142V143H80ZM87 142V140L85 141V143ZM90 142V141H89ZM208 141H206V142H204V145H205V143H207ZM79 143L77 144L78 146H80V145H82V143L79 145ZM209 143V142H208ZM213 143V142H212ZM84 144V143H83ZM137 144H138V142H137ZM142 144V143H141ZM210 144H211V142H210ZM246 144V143H245ZM16 145V144H15ZM72 145V146H73ZM76 145V146H77ZM133 145V144H132ZM132 145H131V147H132ZM57 146H61L60 148L59 147H57ZM75 146V145H74ZM77 146V147H78ZM84 146V145H83ZM82 146V147H83ZM135 146V145H134ZM139 146L140 145H138V148H139ZM249 145H247L246 144V147H248ZM8 147V146H7ZM62 147H65L66 148V150L63 148L62 149ZM70 147V148H69ZM136 147V146H135ZM142 147V146H141ZM144 147V146H143ZM73 149H75V147H72ZM81 148V147H80ZM79 148V149H80ZM119 148V147H118ZM126 148V147H125ZM127 148H129V147H127ZM2 149V148H1ZM8 149V148H7ZM59 151H58V150ZM78 149V150H79ZM82 149V148H81ZM80 149V150H81ZM99 149V148H98ZM122 149V148H121ZM120 149V150H121ZM142 149V148H141ZM64 150V151H63ZM79 150V151H80ZM134 150V149H133ZM69 151V152H70ZM127 151H129V149L127 150ZM134 151H136V150H134ZM142 151V150H141ZM60 154H59V153ZM68 152V153H69ZM72 152H73V150H72ZM71 152V153H72ZM74 152H75V150H74ZM77 152V151H76ZM82 152V151H81ZM15 153V152H14ZM70 153V155H71V157L73 156V158H71L70 160H72L73 161V159L75 158V157H77V156H75V155H73V154H71ZM78 153V152H77ZM80 153V152H79ZM107 153V152H106ZM133 153V152H132ZM147 153V152H146ZM102 154V153H101ZM148 154V153H147ZM147 154H141V155H143V156H145L146 155V158H147ZM19 155V154H18ZM115 155V154H114ZM119 155V154H118ZM134 155V154H133ZM140 155V157H142ZM151 155V154H150ZM149 155V156H150ZM156 155V154H155ZM162 155V154H161ZM160 155V156H161ZM165 154H163V156H164ZM169 155V154H168ZM63 156H65L67 159V162L65 163L64 161V159H65V157H64V159H62V157ZM152 156V155H151ZM154 156V155H153ZM158 156V155H157ZM163 156H161V157H163ZM80 157V156H79ZM78 157V158H79ZM104 157V156H103ZM116 157H117V155H116ZM130 157V156H129ZM160 157V158H161ZM168 157V156H167ZM171 157H172V160L174 159V161H176L177 162V160H179L178 158L180 157V156H178L177 157V153L175 154H173V156L171 155L168 159H169V162L171 161ZM259 157V156H258ZM78 158H76L75 160H77V162H78ZM160 158H159V161H160ZM165 158V157H164ZM134 159H135V157H134ZM144 159V158H143ZM148 159V158H147ZM244 159V158H243ZM260 159V158H259ZM22 160V161H23ZM62 160H64L63 162H62ZM74 160V161H75ZM82 160V159H81ZM136 160V159H135ZM144 160H146V159H144ZM143 160V161H144ZM152 160H153V158H152ZM158 160V159H157ZM156 160V161H157ZM163 160V159H162ZM165 160V159H164ZM185 160H187V161H189L188 159H185ZM247 160V159H246ZM263 160V159H262ZM79 161H80V158H79ZM132 161V160H131ZM142 161V162H143ZM155 161V162H156ZM158 161V162H159ZM182 161V160H181ZM181 161H179V163L181 162ZM247 161H249V159L247 160ZM251 161V160H250ZM12 162V161H11ZM75 163L76 165H78V163ZM88 162V161H87ZM125 162V161H124ZM146 162V161H145ZM147 162H148V160H147ZM176 162H175V164H176ZM258 162V161H257ZM261 162H263V161H261ZM6 163H8V162H6ZM6 163L5 164H3V165H6ZM72 163H74V162H72ZM71 163V164H72ZM81 163V162H80ZM83 163V162H82ZM86 163V162H85ZM132 163H133V161H132ZM139 163V162H138ZM149 163V162H148ZM147 163V164H148ZM165 163H167L166 161H165ZM171 163H173L174 164V162H170V164H169V166L168 167H171V168H173L172 166H170V165H173V164H171ZM182 163H184L183 161H182ZM181 163V164H182ZM22 164V163H21ZM66 164H67V166H66ZM74 164V165H75ZM122 164H123V161H122ZM143 164H144V162H143ZM158 164V163H157ZM160 164V163H159ZM167 164V165H168ZM135 165V164H134ZM141 165H142V163L140 164V168H141ZM151 165V164H150ZM183 165V164H182ZM185 165V164H184ZM246 165V164H245ZM259 165V164H258ZM23 166V165H22ZM118 166H120L119 164H118ZM122 166V165H121ZM124 166V165H123ZM146 166V165H145ZM152 166V165H151ZM154 166V165H153ZM160 166H161V164H160ZM162 166H163V164H162ZM166 166V165H165ZM176 166V165H175ZM174 166V167H175ZM261 166V165H260ZM259 166V167H260ZM77 168L79 167V166H76ZM147 167V166H146ZM146 167H144V168H146ZM167 167V170L169 169ZM178 167H180V164H178V162H177V168L176 169H178ZM72 168V167H71ZM70 168V169H71ZM77 168H75V169H77ZM137 168V167H136ZM144 168H142V170L144 169ZM155 168V167H154ZM158 168V167H157ZM159 168H161V167H159ZM171 168H170V170H171ZM182 168H183V166H182ZM87 169H88V167H87ZM86 169V170H87ZM146 169H149V168H146ZM152 169V168H151ZM151 169H150V171H151ZM173 169H175V168H173ZM175 169V170H176ZM5 170L7 171L6 173H8L9 175H10V178H8V177H6L5 176V174H3V173H1L0 172V264H17V263H19V264H22L21 262H22V259L24 258L23 256H27L26 255V253H22V251H21V254H20V252H19V250L20 249H22V248H20V249H18L19 247H18V245H17V243H20L19 242V240H18V238H16L17 240H16V242L17 243H15V240H13L12 238H14L13 236H16V235H13L12 236V233H13V231H12V223L13 222H15L14 221V217H16L17 215V213L18 212H16V209H17V206H16V203H17V199L19 200V199H21V201H22V197H21V195H19L18 196V194L19 193H21L20 192V190H21V188H19V187H17V189H16V187H15V183H16V181H20V180H18V177H16V172L15 171H13L12 169V171L8 168V167H5ZM62 170V172L64 171V173L62 174V172L60 173V171ZM118 170H120L119 168H118ZM156 170V169H155ZM159 170V169H158ZM157 170V171H158ZM164 170H165V168H164ZM166 170V171H167ZM169 170V171H170ZM179 170V169H178ZM58 173H60V175L59 174H57V172ZM74 171V170H73ZM108 171L110 172V174L108 173ZM161 171V170H160ZM165 171V172H166ZM169 171H167V172H169ZM69 171H67V173H68ZM79 172V171H78ZM129 172V171H128ZM131 172H132V169H131ZM131 172H129L128 173V175H130L131 174ZM136 172V171H135ZM145 172H146V170H145ZM144 172V173H145ZM148 172V171H147ZM155 172V171H154ZM164 172V173H165ZM172 172H173V170H172ZM55 173L57 174V175H59L58 177H56L57 175H55ZM88 173H89V170H88ZM93 173V174H92ZM91 174H92V177H93V175H94V179H95V175L96 174H94V172H92ZM170 173V172H169ZM79 174V173H78ZM82 174V172H80V175ZM122 174V175H123ZM166 175L168 174V173H165ZM86 175V174H85ZM88 175V174H87ZM90 175V174H89ZM88 175V176H89ZM147 175V174H146ZM145 175V176H146ZM165 175V176H166ZM220 175V174H219ZM218 175V176H219ZM65 176V175H64ZM78 176V175H77ZM82 177H85V176H83V175H81ZM88 176H86V177H88ZM91 176V175H90ZM89 176V177H90ZM120 177V175H117L116 177ZM132 176V175H131ZM161 176V175H160ZM159 176V177H160ZM164 176V175H163ZM68 177V176H67ZM81 177V178H82ZM88 177V178H89ZM129 179H128V178ZM144 177V176H143ZM253 177V176H252ZM79 178V177H78ZM134 178H136V177H134ZM175 178V177H174ZM178 178V177H177ZM189 179H190V177H188ZM215 178V177H214ZM214 178L212 179L211 178V180H214ZM221 178V177H220ZM223 178V177H222ZM25 179V180H26ZM51 179H53V177L51 178ZM62 179V178H61ZM73 179V178H72ZM97 179V178H96ZM95 179V184H96V186H98L97 184H98V180H96ZM154 179V178H153ZM176 179V178H175ZM217 178H215V180H216ZM80 180V179H79ZM78 180V181H79ZM108 180V181H107ZM119 180V181H120ZM129 180L131 181V183H132V185L130 184V182H129ZM141 180V179H140ZM191 180V179H190ZM194 180V179H193ZM214 180V181H215ZM30 181V180H29ZM74 181H76V183H79L78 181H77V178H76V180L74 179ZM93 181H92V183H93ZM104 181V182H103ZM115 181H117V182H115ZM174 181V180H173ZM213 181V182H214ZM42 182V181H41ZM40 182V183H41ZM44 182V181H43ZM42 182V183H43ZM84 182V181H83ZM82 182V183H83ZM89 182V181H88ZM88 182H87V184H88ZM122 182H124V183H126L125 185L126 186H128L129 184V186L127 187V188H130L129 189V191H128V189L125 187V189L128 191V192H126V190L124 189V184L122 183ZM198 182H199V180H198ZM217 182V181H216ZM19 183V182H18ZM99 183H101V182H99ZM157 183V182H156ZM159 183H161V182H159ZM196 183H197V181H196ZM215 183V182H214ZM75 184V183H74ZM110 184V183H109ZM145 184V183H144ZM155 184V183H154ZM213 184V183H212ZM216 184V183H215ZM68 185V184H67ZM66 184H65V186H67ZM80 185V184H79ZM78 185V186H79ZM88 185H91V183L90 184H88ZM94 185V184H93ZM113 185V186H112ZM123 185V186H122ZM151 185V184H150ZM150 185H148V186H150ZM165 185V184H164ZM187 184H184V186H186ZM219 185V184H218ZM81 186V185H80ZM95 186V187H96ZM112 186V187H111ZM147 185H144L143 186V191L145 190V192H147V191H150V187H149V189H148V186L146 187ZM175 186V185H174ZM178 186V185H177ZM183 186V187H184ZM69 187H70V185H69ZM68 187V188H69ZM90 187V186H89ZM237 187H239V186H237ZM18 188L20 189V190H18ZM60 188V187H59ZM67 188V189H68ZM79 188V187H78ZM101 188H103V187H101ZM160 188V187H159ZM166 188V187H165ZM180 188V187H179ZM216 188V187H215ZM37 189V190H36ZM139 189V188H138ZM76 190V189H75ZM93 190V191H92ZM125 190V191H124ZM184 190V189H183ZM62 191V190H61ZM66 191V190H65ZM80 191H79V193H80ZM100 192L99 194H97V193H95V192ZM139 191V190H138ZM238 191H240V190H238ZM54 192H55V190H54ZM73 192H74V190H73ZM145 192L143 193V195L142 196H144L145 195ZM159 192V191H158ZM29 193H31V194H29ZM58 193V192H57ZM126 196V194H128L126 197L127 198H125L124 200H123V198H122V196H123V194ZM140 193H142V192H140ZM163 193V192H162ZM213 193V192H212ZM49 194V193H48ZM51 194V193H50ZM59 194V193H58ZM58 194H56V195H58ZM80 194V195H81ZM97 196H96V195ZM217 194H218V192H217ZM222 195L223 193L222 192H219V195ZM54 195V194H53ZM141 195V194H140ZM156 195V194H155ZM183 195V194H182ZM216 195V194H215ZM214 195V196H215ZM220 195V196H221ZM50 196V195H49ZM59 196V195H58ZM72 196V197H71ZM93 196H95V197H93ZM100 196V197H99ZM159 196V195H158ZM197 196V195H196ZM195 196V197H196ZM204 196V195H203ZM206 196V195H205ZM218 196L219 197V199H218V201L217 202H215V205H214V208H215V210L217 209L218 210V212H219V203H220V201L223 203V199L225 198L224 196ZM47 197H48V195H47ZM82 197V198H83ZM99 198V199H97V201H101L102 199V201L103 202H99V203H97V201H95V198ZM102 197V198H101ZM115 197V198H114ZM157 197V196H156ZM160 197V196H159ZM194 197V199L196 200V201H198V200H200V201H198V203H196V204H198V206H196L198 209H199V207L201 208V210H203V212L205 211L204 210V205H202V203H204L203 201L201 202V197H198V198H200V199H198L197 197L195 198ZM152 198H154V197H152ZM192 198H193V196H192ZM223 198V199H222ZM23 199H26V198H23ZM51 199V198H50ZM104 199H106L107 201L106 202H104L105 200ZM109 199V200H108ZM121 199H122V201H121ZM180 199V198H179ZM56 200V201H57ZM118 200H119V202H118ZM137 200V201H136ZM190 200V199H189ZM20 201V200H19ZM61 201V202H62ZM70 202V204H68L69 202ZM78 201H76V202H78ZM181 201V200H180ZM192 201V200H191ZM153 202H155V201H153ZM189 202V201H188ZM225 202V201H224ZM140 203V202H139ZM158 203V202H157ZM177 203V202H176ZM175 203V204H176ZM192 203V205H193V202H191ZM61 204V203H60ZM60 204H59V206H60ZM152 204V203H151ZM196 204H194V206L196 205ZM147 205H148V203H147ZM188 205V204H187ZM58 206V205H57ZM71 206V207H70ZM78 206V205H77ZM151 206V205H150ZM149 206V207H150ZM189 206V205H188ZM194 206H192V207H194ZM30 207V206H29ZM75 207L77 208V209H75ZM156 207V206H155ZM154 207V208H155ZM60 208V209H59ZM62 208V209H61ZM136 208V207H135ZM161 208V207H160ZM163 208V207H162ZM188 208H190V207H187V209ZM64 209V210H63ZM125 209V210H124ZM152 209H153V207H152ZM156 209H157V207H156ZM156 209H154V210H156ZM198 209H196V210H198ZM205 209H207L206 207H205ZM19 210V209H18ZM66 210H68L69 211V213L66 211ZM120 210V214H122L121 212H123V210L125 211V213L124 214H126L127 216H129L128 215V212L130 211L131 212V214H132V216L130 217V218H128L126 215H123V217H126V218H128L130 221L132 220V222H130L129 220H127L126 218H125V220H124V218L122 219L121 217H122V215H121V217L119 216L120 214L118 213V211ZM127 210V211H126ZM149 210H151V209H149ZM157 210H159V209H157ZM190 210H191V208H190ZM189 210V211H190ZM200 210V209H199ZM200 210V211H201ZM212 210V209H211ZM214 210V209H213ZM28 211H27V213H28ZM62 211H66V212H62ZM71 211V212H70ZM188 211V212H189ZM195 211V210H194ZM194 211H192L193 212V214H195V212ZM200 211H198V212H200ZM206 211H208V209L206 210ZM117 212V214H119L118 216H119V218L121 219H119V222L120 221H122V220H124V221H122L123 223L122 224H119V222H117V220H118V217H116V215H115V213ZM20 213H22V212H20ZM19 213V214H20ZM110 213H113V214H110ZM149 213V212H148ZM152 213V210H151V212L149 213V214H151ZM208 213V212H207ZM130 214V213H129ZM148 214V215H149ZM153 214V213H152ZM150 215V216H152L153 217V215ZM186 214V213H185ZM191 214V213H190ZM16 215V216H15ZM29 215V214H28ZM109 215H112V216H114V217H110ZM142 215V214H141ZM200 215H201V212H200ZM205 215L206 214H204V217H205ZM220 215H221V211H220ZM21 216V215H20ZM23 216V215H22ZM140 216V215H139ZM138 216V217H139ZM143 216V215H142ZM142 216H140V217H142ZM150 216H148V217H150ZM208 216V215H207ZM222 216H223V214H222ZM221 216V217H222ZM117 219H116V218ZM134 219H133V218ZM144 217V216H143ZM155 217V216H154ZM167 217V216H166ZM170 217V216H169ZM187 217V216H186ZM20 218H22V217H20ZM47 218V219H46ZM114 218V219H113ZM17 219V218H16ZM141 219V218H140ZM144 219V218H143ZM143 219H141V220H143ZM151 219V218H150ZM153 219V218H152ZM158 219H160V218H158ZM204 219H206V218H204ZM21 220V219H20ZM30 221H31V219H29ZM135 220H139V218L138 219H135ZM149 220V219H148ZM154 220V219H153ZM160 220H164V219H160ZM176 220V219H175ZM174 220V221H175ZM19 221V220H18ZM23 221V220H22ZM24 221H25V219H24ZM23 221V223H26V222H24ZM32 221H34V220H32ZM126 221V222H125ZM129 221V222H128ZM159 221V220H158ZM157 221V222H158ZM165 221V220H164ZM173 221V222H174ZM142 222L143 221H141V222H137V223H139V224H142ZM150 222H152L153 223V221H150ZM162 222V221H161ZM194 222H196V221H194ZM121 223V222H120ZM156 223V222H155ZM155 223H153V224H155ZM160 223V222H159ZM208 223V222H207ZM206 222L204 223V225H206L207 224ZM210 223V222H209ZM212 223V222H211ZM208 224L207 226V228H208V230H210L209 229V227H211V228H213V224ZM34 224H36V223H34ZM131 224H132V226H131ZM148 224V223H147ZM162 224V223H161ZM160 224V225H161ZM177 224V223H176ZM14 225H16L15 223H14ZM32 226H33V224H31ZM51 225V226H52ZM130 225V226H129ZM137 225V226H136ZM157 225V224H156ZM163 225H165V224H163ZM169 225H171V221H170V224H167V222H166V226H168V227H170ZM173 225H175L174 223L172 224V228L173 227H175V226H173ZM192 225H194V224H192ZM39 226V225H38ZM119 226V227H118ZM145 226H146V224H145ZM144 226V227H145ZM155 226V225H154ZM153 226V227H154ZM159 226V225H158ZM162 226V225H161ZM160 226V227H161ZM177 227H178V224L176 225ZM17 227V226H16ZM20 227V226H19ZM28 227V226H27ZM151 227V226H150ZM152 227V228H153ZM160 227H158V228H160ZM167 227V228H168ZM176 227V228H177ZM206 227V226H205ZM25 228H26V226H25ZM46 228V227H45ZM134 228V229H135ZM138 228H136V230L134 231V232H136L137 234H139L138 233V231H137V229ZM167 228L165 229V227H164V229L165 230H167ZM171 228V230H175V228H173L172 229ZM179 228V227H178ZM193 228V227H192ZM191 228V229H192ZM14 229H16V228H14ZM27 230H28V232H29V229L28 228H26ZM141 229H139V231L141 230ZM162 229V228H161ZM190 229V228H189ZM190 229V230H191ZM215 229V228H214ZM132 230V231H131ZM151 230V229H150ZM156 230H157V228H156ZM178 230V229H177ZM194 230V229H193ZM213 230V229H212ZM30 231H32V230H30ZM39 231V230H38ZM55 231V230H54ZM53 231V232H54ZM109 231L112 233V232H114V236L111 234V236L109 235L108 237H106V235H107V232H108V234H110L109 233ZM144 230H142L141 232H140V236H143L144 235V232H143ZM162 231H163V229H162ZM195 231V230H194ZM197 231V230H196ZM207 231V230H206ZM14 232H15V230H14ZM17 232V231H16ZM32 232H34V231H32ZM32 232H30V233H32ZM35 232H37V230L35 231ZM40 232V231H39ZM52 232V234H54ZM154 232H156V231H154ZM166 232V231H165ZM164 232V233H165ZM174 232H176V231H174ZM174 232H171V233H173V234H175ZM179 232V231H178ZM191 232H192V230H191ZM207 232H209V231H207ZM74 233V234H73ZM158 233V232H157ZM163 232H162V234H164ZM170 232H168L167 231V233L166 234H168V236L170 235L169 234ZM188 233V232H187ZM210 233H212V231H210ZM15 234H18V232L17 233H15ZM33 234V233H32ZM47 235L49 234V233H46ZM51 234V233H50ZM50 234L48 235V236H50ZM63 234V233H62ZM67 234V235H68ZM70 234V235H71ZM96 234V235H95ZM106 234V235H105ZM137 234H135L134 233V236L135 235H137ZM141 234H143V235H141ZM151 234V233H150ZM173 234H171V236L173 235ZM181 234V233H180ZM189 234V233H188ZM191 234V233H190ZM193 234V233H192ZM195 234H197V233H195ZM194 234V235H195ZM207 234V235H206ZM205 235L206 236H208V233H206ZM55 235H57V233H55ZM59 235V234H58ZM65 235V234H64ZM138 235V236H139ZM145 235H147V233H145ZM144 235V236H145ZM149 235V234H148ZM147 235V236H148ZM204 235V236H205ZM18 236H20V235H18ZM22 236V235H21ZM31 236V235H30ZM60 237H63L62 235H59ZM116 236V237H115ZM147 236H145V237H147ZM156 236H160L161 237V235H159V234H157ZM165 236V235H164ZM181 236V235H180ZM193 236V235H192ZM227 236V235H226ZM36 237V236H35ZM39 237H40V235H39ZM46 237V236H45ZM74 237V238H75ZM102 237V236H101ZM101 237H100V239H101ZM113 237H115V238H113ZM145 237H142V242L145 240ZM182 237V236H181ZM187 237V236H186ZM209 237H210V234H209ZM208 237V238H209ZM20 238V237H19ZM22 238V237H21ZM34 238V237H33ZM44 238V237H43ZM43 238H42V240H43ZM46 238H49V237H46ZM52 238V237H51ZM51 238H49V239H51ZM79 238H77V239H79ZM82 238V239H83ZM92 238V239H93ZM102 238V239H103ZM135 238H137V236H135ZM139 238V237H138ZM141 238V237H140ZM170 238V237H169ZM174 238V237H173ZM177 238V237H176ZM190 238H191V236H190ZM207 238V237H206ZM205 238V239H206ZM24 239V238H23ZM37 239H38V237H37ZM40 239H41V237H40ZM61 239V238H60ZM70 239V238H69ZM77 239H75V240H77ZM82 239H80L81 240V242H82ZM113 239V240H112ZM115 239H118V241L117 240H115ZM147 239V238H146ZM159 239L160 238H157V240L159 241ZM192 239V238H191ZM196 239V238H195ZM25 240V239H24ZM42 240H40V242L42 241ZM45 240V239H44ZM80 240H78V241H80ZM84 240V239H83ZM86 240V239H85ZM115 240V241H114ZM136 241H137V239H135ZM135 240H133L134 241V245H133V247H132V252L133 251H135V250H137L138 248L135 246L136 244H135ZM139 240H141V239H139ZM163 240V239H162ZM161 240V242H162V244L165 242V243H167L168 242V240H167V242H166V240L163 242ZM193 240V239H192ZM191 240V241H192ZM26 241V240H25ZM38 241V240H37ZM56 242H57V240H55ZM54 241V242H55ZM62 243L65 245V246H69L68 245V240L66 239V236H65V238H62ZM61 241H59V242H57V243H59L60 245L59 246H61ZM95 241V240H94ZM109 243V245H111L112 243H111V241H114L115 243H113V245H116V246H118V252H116L117 253V256L116 255H113V254H115V252L114 253H112V251L110 250V249H113V248H111L112 246H110V247H108L107 246V242ZM146 241V240H145ZM190 241V242H191ZM194 241V240H193ZM43 242V241H42ZM76 242V241H75ZM86 242V241H85ZM93 242V240L91 241V243ZM97 242H98V240H97ZM190 242H188L189 243V245H190ZM197 242V241H196ZM96 243V242H95ZM107 243V244H106ZM111 243V244H110ZM117 243V244H116ZM131 243V244H130ZM145 243V242H144ZM144 243H139L140 244V246H142ZM158 243V242H157ZM165 243H164V246H165ZM232 243V242H231ZM20 244H22V242L20 243ZM34 244H35V242H34ZM42 244V243H41ZM44 244H45V242H44ZM43 244V245H44ZM47 244V243H46ZM45 244V245H46ZM52 244V245H51ZM50 245H49V247L50 246H52V249H55V247L53 248V245H54V243H51ZM87 244V243H86ZM138 244V245H139ZM168 244H169V242H168ZM197 244V247L198 246H200V247H202L201 245H199L200 243L198 242V243H196ZM228 244V243H227ZM23 245V244H22ZM42 245V246H43ZM44 245V246H45ZM169 245H171V242H170V244ZM188 245V246H189ZM195 245V244H194ZM193 244H191L190 246H191V248L194 246ZM24 247H25V245H23ZM34 246V245H33ZM58 245H56V247H57ZM136 247V249H135V247ZM166 246H168V245H166ZM226 246V245H225ZM224 246V247H225ZM46 247V246H45ZM115 247V246H114ZM139 247V246H138ZM151 247V246H150ZM51 248V247H50ZM107 248H110V249H107ZM153 248H155V247H152V249L151 250H153ZM168 249L170 248L169 246L167 247ZM166 248V249H167ZM197 249L196 248V246H194L192 249H190V247H189V249H190V251L192 250V251H194L195 252V254H197L198 256L200 255L199 253H202V255L203 256H199L201 259H207L206 258V255L208 254V252L206 251V252H204L206 249H204V251H203V249L202 250H199V249H201V248H199L198 247V250L197 251H195V250H193V249ZM114 249H116L117 250V248L115 247ZM145 249V248H144ZM185 249H188V248H186L185 247ZM184 249V251L186 252V254H189V250H185ZM23 250V249H22ZM37 250H38V248H37ZM36 250V251H37ZM56 250L57 249H55V252H56ZM91 250V249H90ZM129 250V251H128ZM139 250H142L141 248L139 249ZM139 250H137V251H139ZM155 250V249H154ZM208 250V249H207ZM23 251H25L26 252V250H23ZM58 251H60V250H58ZM67 251V250H66ZM111 251V252H110ZM137 251H136V253H137ZM145 251V250H144ZM191 251V252H192ZM201 251V252H200ZM203 251V252H202ZM34 252V254H35V251H33ZM38 252V251H37ZM36 252V253H37ZM40 252V251H39ZM39 252H38V255H40L39 254ZM141 252V251H140ZM143 252V251H142ZM198 252V253H197ZM60 253H61V255H60ZM135 253V254H136ZM151 253V252H150ZM193 253V252H192ZM191 253V254H192ZM23 254V256L21 257V255ZM30 254V253H29ZM33 254V253H32ZM31 254V255H32ZM127 254V253H126ZM140 255H141V253H139ZM146 254V253H145ZM184 255V256H186V257H191V256H193V255H195V254H189V256L188 255ZM224 254V253H223ZM30 255V256H31ZM37 255V256H38ZM81 255V254H80ZM128 255V254H127ZM126 255V256H127ZM130 255H131V253H130ZM133 255H134V253H133ZM133 255L132 256H130V259H129V257L127 256L126 258H127V261H128V259L129 260H131V258H132V260L131 261H134V257H133ZM140 255H139V260L141 259V257H140ZM143 255V254H142ZM226 255V254H225ZM36 256V257H37ZM70 256V257H69ZM138 256V255H137ZM149 256V255H148ZM183 256V257H184ZM196 256V255H195ZM34 257H35V255H34ZM147 257V256H146ZM182 257V256H181ZM186 257H184V258H186ZM198 257V258H199ZM224 257V256H223ZM22 258V259H21ZM30 259H31V257H29ZM38 258V257H37ZM125 260H124V259ZM126 258L125 257H122L121 259H123V261H124V263H126ZM135 258H138V257H135ZM145 258V256L143 257V259ZM148 258V257H147ZM180 258V257H179ZM189 258H187L186 259V261L184 260V264H186V262H188L189 264H195L196 263V260L194 261H192V263H190L191 261H189ZM197 258V257H196ZM197 258V259H198ZM26 259V258H25ZM200 259V260H201ZM222 259V258H221ZM38 261H39V259H37ZM148 261H150L149 263L150 264H157V259L155 260L156 262H152V259L151 260H149V259H147ZM146 260V261H147ZM173 260H175L174 262H176V260L180 263V259H178V258H174ZM180 260V261H179ZM188 260V261H187ZM199 260V259H198ZM227 260V257H226V259H225V261ZM228 260H229V257H228ZM227 260V261H228ZM32 261H34V259L32 260ZM123 261H121L122 263H123ZM131 261H128V262H131ZM136 261L137 260H135V263H136ZM142 261V260H141ZM141 261H138V264L139 263H141ZM183 261V260H182ZM230 261V260H229ZM35 262V261H34ZM152 262V263H151ZM178 262H176L177 264H178ZM195 262V263H194ZM143 263V262H142ZM141 263V264H142ZM144 263H145V261H144ZM159 263V262H158ZM181 263H183V262H181ZM187 263V264H188ZM227 263V262H226ZM230 263V262H229ZM23 264H25L24 262H23ZM37 264V263H36ZM57 264H58V262H57ZM131 264H132V262H131ZM173 264H175V263H173ZM197 264V263H196ZM223 264V263H222Z\"/></svg>",
  "mask_w": 264,
  "mask_h": 264
},
{
  "label": "rangeland",
  "instance_id": "374dc122",
  "mask_svg": "<svg viewBox=\"0 0 264 264\" xmlns=\"http://www.w3.org/2000/svg\"><path fill=\"white\" fill-rule=\"evenodd\" d=\"M33 2H35L36 0H32ZM59 1H64V2H66V1H70V0H59ZM96 2L95 3V5L97 4L98 6V8L96 9V6L94 5V7L91 5V4H89V3H91V2ZM94 1H92L91 0V2H90V0L88 1V0H86V2L83 4V6H82V11H81V15H80V18L82 17V22L85 20V18L87 17V19L84 21L85 23L87 22V20H88V14L86 15V12H87V10L90 12V14L92 13L94 16H97L98 14V16H97V20H98V18H104V19H99L98 21H102L103 20V22L105 21V18L108 16V14L110 13V15L111 16H108V17H110L109 19H110V21L108 20V21H106L108 24H110L109 22H113L112 20L114 19L113 17H116L115 19H117V17H118V19L117 20H121L120 19V17L123 19L124 18V13L126 12V9H127V2H131V0L130 1H127V0H123V3L121 2V0H103L104 2H102L101 0H94ZM98 1V2H97ZM99 1H101L102 2V4L101 3H99ZM107 1H108V3H107ZM117 1H119V2H116ZM124 1H126L125 3H126V5H125V3H124ZM151 1V0H150ZM110 2V3H109ZM115 3V4H113V3ZM137 3H139V2H141V1H139L138 2V0L136 1ZM146 2H148V3H150L149 2V0H146ZM146 2H144L143 4H145V6L143 5V8L142 9H145V10H143L144 12H142L143 14L141 15V16H143L144 14H148V12L150 13L151 12V10H150V8H151V6H152V2L150 3V5H147L146 4ZM209 2V0L208 1H206L205 0V3H203L202 5L204 6V8H203V6H202V10H203V12H206V11H210V10H212V9H219V6H214V7H211V8H207V7H205V6H208V3ZM36 3H38V2H35V4H33L34 6H35V9L37 10V11H40V10H38L37 9V7L38 8H40V9H42V7H41V5H39L38 4V6H37V4ZM120 3H121V5H120ZM106 4H108V5H106ZM113 4V5H112ZM117 4V5H116ZM89 5V6H88ZM99 5H104V7H105V9L103 8V6L102 7H99ZM124 5V6H123ZM40 6V7H39ZM90 6H91V8H90ZM114 7V9H113V7ZM116 6V7H115ZM125 6H127L126 8H124ZM148 6V7H147ZM157 6V5H156ZM156 6H154L153 5V7L155 8ZM85 7V8H84ZM88 7L90 8V10L88 9ZM93 7V8H92ZM112 7V8H111ZM119 7H121L120 9H125V10H120V9H118ZM123 7V8H122ZM141 7H142V5H141ZM150 7V8H149ZM96 9V10H93V9ZM101 8H102V10H101ZM107 8V9H106ZM149 9V11L148 10H146V9ZM154 8H152L153 10L152 11H154ZM207 8V9H206ZM85 9V10H84ZM99 9V10H98ZM104 9V10H103ZM112 9V10H111ZM117 9V10H116ZM129 9V8H128ZM141 9V10H142ZM84 10V11H83ZM93 10V11H92ZM99 11V13H98V11ZM107 11V13L106 12H104V11ZM110 10V11H109ZM114 10V11H113ZM86 11V12H85ZM97 11V13H95ZM103 11V13H101ZM117 11V12H116ZM127 11H129V10H127ZM216 11V10H215ZM215 11H213V13H215ZM85 13L84 15H86V17H84L83 16V14L82 13ZM95 14H94V13ZM115 12V13H114ZM118 12H119V14H118ZM121 12V13H120ZM124 12V13H123ZM107 14V15H105V14ZM102 14H104V15H102ZM114 14H115V16H114ZM123 14V15H122ZM151 14V13H150ZM150 14H148V15H150ZM93 15H90V20L92 19L93 20V18H91V16L93 17ZM121 15V16H120ZM176 15V14H175ZM145 16V15H144ZM174 16V15H173ZM108 17L106 18V20L108 19ZM111 17L113 18V19H111ZM126 17V16H125ZM167 17H170V16H167ZM171 17H172V14H171ZM170 17V18H171ZM177 17L179 18V16H178V14H177ZM176 17V18H177ZM83 18H84V20H83ZM94 20L95 21V23L97 24L98 23V21L97 20ZM172 20L173 21H176L177 19H173L172 18ZM36 21V20H35ZM34 21V22H35ZM93 21V22H94ZM114 21H116V20H114ZM37 22V21H36ZM35 22V23H36ZM84 22H83V24H84ZM101 23V22H100ZM99 23V24H100ZM107 23H105V28H106V25H107ZM98 24V25H99ZM102 24V23H101ZM36 25H37V23H36ZM35 25V26H36ZM109 26V25H108ZM108 26H107V32L109 31L110 32V30H111V32L113 31V32H115L114 30L115 29H111L110 28V30H108ZM37 27V26H36ZM101 27V26H100ZM102 27H103V25H102ZM101 27V28H102ZM102 28V31H104L105 30V28ZM110 27V26H109ZM121 28V27H120ZM122 28H124V27H122ZM104 29V30H103ZM116 30H118V29H116ZM123 30V29H122ZM122 30H119V32H121ZM125 30V29H124ZM105 33H106V31H104ZM104 33V35H103V33H102V36H105L106 34ZM99 34H101V33H99ZM108 34H110V33H108ZM111 34H113V33H111ZM101 36V35H100ZM113 36V35H112ZM144 36V35H143ZM106 37H108L107 35H106ZM145 37V40H148L149 41V37L147 38L146 36H144ZM143 37V38H144ZM139 38H141V36L139 37ZM147 38V39H146ZM188 38L189 37H187V40H186V38H185V40H183V42L184 41H188ZM138 39V38H137ZM136 39V40H137ZM153 39V38H152ZM144 39H142V42H141V39L139 40V42H141V43H146V41L144 40ZM152 41V40H151ZM151 41H149V43L151 42ZM153 41H155L154 39H153ZM161 41V40H160ZM190 42V43H189ZM136 43V41H134V44ZM138 43V42H137ZM148 42H147V44H149ZM154 44L155 42H151V44ZM161 43H164L163 41H161ZM160 43V44H161ZM188 43L189 44H186L189 48H191V46L192 45H194L193 44V42L192 41H190V39H189V41H188ZM132 44V43H131ZM130 44V45H131ZM152 44V45H153ZM156 44H158L157 43V40H156ZM156 44L154 45L155 47H156ZM129 45V46H130ZM138 45V47H139V43L137 44ZM137 45H135V46H137ZM144 45H146V44H144ZM143 45V46H144ZM152 45H150L149 44V46H150V49H148L149 47H148V45H147V47L145 46V48L144 49H148V51L150 52V50L152 51V49H151V47L153 48V46ZM134 46V47H135ZM159 46V45H158ZM158 46L156 47L157 49H158ZM133 47V45L130 47V48H132ZM153 48V50L155 49V50H157L156 48ZM160 47H162V45L161 46H159V48ZM129 48V49H130ZM137 48V47H136ZM135 48V50H139V48H137L136 49ZM122 49H127V48H125V47H123ZM133 49V48H132ZM132 49H130L131 50V52H132ZM162 49H166L165 48V45L162 47ZM136 51V52H138L137 54L139 55V53H141V51L143 50V47H142V49H141V46H140V52L139 51ZM159 50V49H158ZM113 51V53L115 52L116 53V51H114V49L112 50ZM121 51L122 50H120L119 52H117L116 54H115V57L117 56V54L118 53H121ZM128 49H127V52L125 51V53L126 54H130V53H128ZM133 51H134V49H133ZM146 51V50H145ZM144 51V53H146ZM147 51V52H148ZM33 52H34V48H33ZM37 52V51H36ZM110 52V51H109ZM123 52V51H122ZM136 52L134 51V55L133 56H131V55H128V56H131V57H129L130 58V60H127L125 57H124V55L126 56V54L124 53V54H120L121 55V57L123 56V58H121V57H118V58H120L121 60H118V58H115L114 56H112V55H114L112 52H110L112 55H106L105 53H107L108 54V51H106L104 54H101V59H102V56L103 57H105L104 58V60H105V63H108V64H110V66H112V67H110V66H108L109 68H108V71L106 70L107 68H105L106 67V65H104L105 63L104 62H102L101 61V63H103L102 65H100L101 63H100V56H99V59L100 60H98V57L97 56H95V59L96 60H98V62H99V65L100 66H102V68L104 69L103 71L105 72V71H107V72H105V73H103V72H101L102 70H101V68H99L100 66L98 65V68H96L95 70H93V69H91V71H88V72H85L86 73V75L85 74H80L79 76H77L76 77V74L74 73V78L72 79V80H74V81H72L71 82V80L70 81H67L66 83H63L64 84V87H63V85H61L62 87H60L61 88V91H62V93H64V91H65V93L67 92V87H69V89H70V93L72 94L73 92L75 93L74 95L75 96H73V94H72V96H70L71 98L72 97H76V95H78L75 91H77L78 90V88L76 87L75 88V83H78L79 81V83L76 85V86H78L79 87V85H84L83 83H85L86 82V84L88 83V82H91V83H89V84H87L86 86L88 87V91H90L91 92V96L93 97V95L92 94H94V95H97L98 96V94H99V92H97V91H99V89H100V87L102 86L103 87V83L102 84H100V82L99 81H105V79H106V81H105V83L104 84H106V82H108L107 83V85L106 86H108V84H111L109 87H111V88H113L112 86H114V84H115V86H114V90H112L111 89V91H109V93L110 92H115V90H116V93L117 92H120L121 94H116V93H114L115 95H113V92L111 93V95L110 94H108L107 95V89L106 88H104V87H106L105 85H104V90H106V92L105 91H102L101 90V92H104V93H102V95L104 94L105 95V93H106V95L103 97L102 95H100L101 94V92H100V94H99V96L97 97V96H94L95 97V99H93V98H91L93 101H95L96 100V98H97V101H95V102H92V100L91 99H89L90 98V95H89V93H88V95H89V97H88V99H89V101H90V104H88L89 106H91V107H89L88 106V108H87V106L86 107H84V103H85V101L82 103L81 102V105H79V106H81V107H84V108H86L87 109V113L85 112V115L87 114L88 116H90L91 118H93V119H97V117H98V120H95V123H96V125H95V123H94V125L95 126H93V125H91L90 124V126L92 127L93 126V128L91 129V131H90V129H89V127L90 126H88V124L92 121V119L90 118V117H88L87 115V118H89L88 119V123L87 124H85L84 122L87 120V118H84V117H82V118H80V114L78 115V113H81L80 111H82V109H84V108H80L79 107V110L77 109V110H75V107L77 108L78 107V105L77 104H75V105H72L71 106V108L72 109H74L75 111H71V115H74V117H75V115H77V117H79L80 119H82V120H84V119H86V120H84V122L82 121L81 123H84L85 124V127H87V129L86 130H88L87 132H89L90 133V136L88 135V136H85V134H86V132H84V134L81 132V130H77L76 129V131H73L74 132V134H76L75 132H77V136L76 135H74V136H76V137H78L80 134V138H75L76 139V143L78 144L80 141H82V142H80L79 143V145L82 143V145H80V146H78L77 144H74L73 145V143H75V142H73V143H71V145H70V147H71V149L73 150V152H72V150L69 152V151H67L66 150V148L65 147H62V149L64 148L65 150H66V152H67V154L65 153V156L67 157V156H69V159H67L65 156H63L62 157V159H64V157H65V161L64 160H62V162L64 161L65 163L67 162V160L69 161V162H67L68 163V165L69 166H67V164H66V166L69 168V170H67V171H69L68 173H67V171L65 172V176L63 175V177H61L62 175H60V173L62 172V170L60 171V173H58L57 171V174H59L60 175V179H54V175L52 176H49V177H47L46 179H42V180H40L39 181V184H38V186H39V188L40 189H36L38 192H45V198L48 200V198H49V200L48 201H50V203L53 205V206H55L56 205V203L58 202V198L57 197H60V199L61 198H63V196H65V195H63V194H65V193H63L62 195H61V193L62 192H66V194H68V192H69V190H70V188H72V192L71 193H73V195H74V193L75 192H78V194H79V196H80V198H78L79 200L80 199H82V201H81V204H80V202L78 201V200H76V198L75 197H77V196H75V197H73L74 199H72V201H70L71 202V204H70V202L68 203V204H70L71 206H72V202L74 203V201L73 200H75V205H76V207H78L79 208V206H81V205H83V203L82 202H84V201H86V196L85 195H83V196H85V198L82 196V194L81 193H83L84 191H85V188H86V185H87V189H86V191L87 192H85V193H87V194H89V196H90V193L91 192H89V189H94V188H97V189H94V191L95 190H97L98 191V187L100 186V188H99V190L102 192L103 190H101V189H106L107 188V186H109V185H111V184H113V182H111L112 181V178L111 177H113V176H115V178H114V180L116 179V178H119V180L120 179H123V178H126L125 176L127 175V176H129L130 178H132V179H134V180H138V177H139V182L140 183H138V181H137V185H136V188H137V186H138V188H137V194H139L137 197H136V199L137 200H139L138 198L141 196V198H140V200L138 201V202H136L137 204H136V206L134 205L133 207H132V209H129V210H132V213H133V217L135 218V219H138L139 218V220H135L133 217V219H134V221H136L135 223L136 224H138V225H143L142 227V229L141 228H138L139 226H137L136 228H138L137 229V231H138V233L140 234V232L142 231V230H144L143 232H144V235H145V233H147V235H145V236H147V237H145L143 234H141V235H143V236H140L139 234H137L136 232H134L135 230H136V228H135V224H133L134 225V227L132 226V224H131V226H132V229H133V231H132V233H131V235L133 234V236H130V239L132 240V238L131 237H134V239L133 240H135V239H137V241L135 240V246L138 248L137 250H139L140 248L142 249V250H139V251H137V250H135V251H133L132 252V247H133V245H134V241L132 240V244L130 245V247H129V250H131L130 252H126L124 255H122L121 257H119V261H120V263L121 264H131V262H132V264H138V261H141V263L142 264H150L149 262L150 261H148L147 259H149V260H151L152 259V262L154 263V262H156L155 260L157 259V261L159 262H157V264H173V263H175V264H177L176 262H178L177 260H176V262H174L175 260H173L174 258H178V259H180L179 261H180V263L178 262V264H184L185 262H184V260L186 261V259L187 258H189V257H186V256H184L185 254H186V252L184 251V249H185V247L186 248H188V249H185L186 251L187 250H189L188 252H189V254H191L192 252V254H195V252L194 251H190V249H192L194 246H196V248L197 249H193V250H195V251H197L198 250V247L199 248H201V249H199V250H202L203 249V251H204V249H206L204 252H208V254L206 255V260L204 259H201L202 257L201 256H203L202 255V253H199L200 255V257L197 255V254H195V255H193V256H191L190 258H189V261H195L196 260V263L197 264H264V112H262V113H260V116H261V114H262V116L260 117H258V118H260V119H253V121H247L246 120V118L251 114V111H253V110H255V109H253L252 107H248V106H246V107H238V108H240V109H238L237 107H235V106H232L231 105V103H232V101H231V97L229 98H226L227 96H229V92H227L228 93V95L224 98L223 96H220V95H222L223 93H222V91L224 92V90H221L219 93H220V95H219V93H218V90L215 88V86H213V78L215 77V79L217 78L216 76H214L213 74H211V71L210 70H203V68L201 69V66L203 65L204 66V64L202 63V65L200 64V66H198V65H196L195 64V67H193V70H192V72L191 73H189L190 74V76L188 77V79L190 80V82H198V86H196V88L194 89V87L193 86H189V85H183L182 83H180L179 81L177 82V78H175V80H174V78H173V75L171 74H167V71L166 70H163V67H160V65L159 66H157V70L155 71V73L153 72V68L155 67V65H157V63L154 61V59H153V65H154V67H153V65H151L152 63H151V56H152V53L150 52V53H148V56L150 55V59H149V57H145L144 58V60L146 59V58H148V59H146L147 61H148V63L150 62L151 64H150V66L148 65V63H144V60L143 59H141L142 60V63L140 62V59L138 60L139 61V63H141V66L143 65V63L144 64H147V65H144L145 67H146V69H143V68H140L141 66H139L138 65V63L137 62H135L134 60H135V58H139L140 57V55L139 56H136ZM153 52V51H152ZM35 53V52H34ZM33 53V54H34ZM38 53H40L39 51H38ZM144 53H143V55H144ZM32 54V55H33ZM41 54V53H40ZM93 54V53H92ZM31 55V56H32ZM36 55H37V53H36ZM36 55L34 56V58L33 59H35L36 58ZM39 55V54H38ZM42 55V54H41ZM41 55H39L40 57H41ZM94 55H100V53L99 54H94ZM141 55H142V53H141ZM143 55H142V57H143ZM32 56V57H33ZM38 56V57H39ZM106 56H108V57H106ZM114 57V59L112 60V59H110L109 57ZM118 56H119V54H118ZM31 57V58H32ZM38 57H37V59H35L36 61H34L33 59V62H31L30 63V65H28L29 67H30V69H32V71H31V73H32V76H31V79H30V82H29V84L27 85V86H29L28 88H27V91L29 90V89H31V90H29L28 92L29 93H32V94H34V92H35V94H34V97H31V95H30V97L32 98V101L34 102V103H36V101H40L41 99H43L44 98V96L43 95H45L44 93H46L47 94V89H48V91L50 90V91H52V92H54L55 91V88H54V86H53V84L51 83V82H49L48 83V81H47V79H46V74H50L51 75V72H55V70H54V68H53V66H50L49 67V65H51L50 64V62L52 63V65L54 64L52 61L53 60H51L50 59V62H49V65H48V61H49V59H46L45 60V58H44V60L45 61H43V62H40V61H42V60H40V61H38L39 59H42L43 58V56L41 57V58H39L38 59ZM127 57V56H126ZM30 58V59H31ZM107 58H109V59H107ZM125 58V60L128 62H126L125 60H123ZM128 58V57H127ZM134 59V60H132V59ZM153 58H154V56H153ZM115 59H117L118 61H123V62H121V68H122V70L119 72L117 69L118 68H120L119 66V64L118 63H120V62H118L117 60H115ZM137 59H136V61H137ZM48 60V61H47ZM103 60V59H102ZM107 60V61H106ZM108 60H112V61H114V63H117V66L116 67H118V68H116V67H114L116 64H114L113 62H110L109 63V61ZM149 60H151V61H149ZM31 61V60H30ZM29 61V62H30ZM133 62L136 64V65H138V67L135 69V67L132 65L133 64ZM40 63H42V64H44V63H46V67L45 66H43L42 64H40ZM111 63H113V65L111 64ZM155 63V64H154ZM33 66H32V65ZM37 64V65H36ZM127 64V65H126ZM134 64V65H135ZM36 65V66H35ZM41 66V67H45L46 69H47V71H46V69L45 68H43V70H42V68H39L40 69V71L42 70V71H44V77L45 78H43V79H45L44 80V82H42L41 80H42V77L40 76V71L37 69L38 68V66ZM123 65V66H122ZM39 66V67H40ZM105 66V67H104ZM129 66H131L130 67V69H128L129 68ZM144 66H142V67H144ZM149 66V67H148ZM199 67V69H197L198 67ZM207 65L205 64V67H206ZM32 67H35V68H32ZM49 67V68H48ZM114 67V68H113ZM126 69H125V68ZM144 67V68H145ZM159 67H160V69H159ZM116 68V69H115ZM138 68H140V69H143V70H141L140 71V73H139V71L137 72L136 70H138ZM148 68V69H147ZM151 68V70L150 71H152L151 72V74H150V71H149V69ZM162 68V69H161ZM34 69V70H33ZM38 70V71H36V70ZM109 69H112V70H109ZM127 69H128V71H127ZM135 69V70H134ZM48 70H50L49 72H48ZM93 70V71H92ZM96 70H98V71H96ZM116 70V74H115V71ZM126 70V72H124ZM147 70V71H146ZM162 71L163 73H161V74H158V77H156L157 75V73H160L159 71ZM201 70H203L202 71V73H201ZM124 72L123 73V75H124V77H123V75L121 74V72ZM146 74V76H144L145 74L143 73V72ZM149 71V72H148ZM206 71V72H205ZM36 72H38V73H36ZM71 72V71H70ZM74 72V71H73ZM98 72V73H97ZM100 72H101V75L99 76V75H97V74H100ZM131 72V73H130ZM133 72V73H132ZM147 72V73H146ZM203 72H205V73H207V72H210L209 74H205V73H203ZM30 73V74H31ZM42 73V72H41ZM95 73H96V75H95ZM106 74L105 76H102L103 74ZM114 73V74H113ZM128 73H129V76H128ZM137 73V74H136ZM142 73V74H141ZM164 73H166V74H164ZM217 73V72H216ZM220 73V72H219ZM223 73V72H222ZM228 72H226V74H227ZM237 73H238V75L240 76V74H243V73H241L240 72V69H239V71H237ZM36 74H38L40 77H41V80H40V83H39V79L40 78H38V75H36ZM89 74H90V76H89ZM110 74H111V76H110ZM126 74H127V76H126ZM136 74V75H135ZM138 74H140V75H138ZM147 74H149V76H147ZM193 74V75H192ZM205 74V75H204ZM210 74H211V77H210ZM223 74H225V72L223 73ZM222 74V75H223ZM50 75H48V76H50ZM94 76V77H96L97 78V76H98V79H100L98 82H96V83H93V77L92 76ZM115 75H116V77H115ZM118 75H122V77L121 78H118L119 76ZM136 77H135V76ZM140 77V78H142V79H144L142 82L143 83H145L146 81L148 82V84H147V82H146V84H143L142 82H141V80H140V85H141V87L143 88V86H145V89L146 90H144L143 91V89H142V95L140 96V97H137L138 96V94L139 93H136V92H139V90L141 89L140 87H139V90H138V86L137 85H139L138 83H139V79L140 78H138V76ZM160 75H162V76H160ZM198 75V76H197ZM203 75V76H202ZM207 75V76H206ZM212 75H213V78H212ZM54 76V75H53ZM141 76H143V77H141ZM152 76V77H151ZM193 76V77H192ZM226 75H223V76H219L218 78H221L222 79V81H226V80H228V78L226 77V78H224ZM228 76V75H227ZM84 78L83 80L81 79V78ZM87 77V78H86ZM103 77V78H105V79H101V78ZM115 77V78H114ZM137 79V81L135 82H131L132 80H134L135 78ZM159 77L161 78V79H159ZM168 77V78H167ZM175 77V76H174ZM195 77V78H194ZM197 77V78H196ZM212 78L211 80V82H212V86L211 85H209L208 86V84H210L211 82H207V78ZM224 78V80H223V78ZM243 77V76H242ZM33 78V79H32ZM38 78V79H37ZM54 78V77H53ZM55 78H56V76H55ZM81 79V80H77V79ZM92 78V79H91ZM110 78L112 79V80H110ZM115 80H114V79ZM118 78V79H117ZM123 78V79H122ZM124 78H128V79H130L131 81V84H130V82L127 80H125ZM153 78V79H152ZM170 78V79H169ZM200 78V79H199ZM240 79H241V77H239ZM89 79H91V80H89ZM109 81H108V80ZM119 79H122V80H120L122 83H124V86L125 87H127V83L129 84L128 85V87L126 88V91L128 92V88H129V86H131L133 83V85H135V83H136V85H135V89H136V92L134 91L135 89L133 88V86L131 87V88H133L132 90L130 89V91L128 92L129 93V95H131L132 94V92L134 91L136 94H137V96H135L134 94L133 95H131V98L133 97L134 99L135 98H138V101L137 102H139V100L141 101L142 100V102L141 103H144V104H149V103H147V97H148V95H149V93H150V91H152V90H150L151 88H157V89H160V85H162L163 87H165L167 84H168V86L170 87L169 89H171V91H173V92H171L172 93V96L171 95H168L167 94V92L169 93V89H168V91L165 93L164 91H162V93L161 94H163V95H161V94H159V99H161L159 102H158V104H159V107L161 106L162 107V105L164 104L165 105V103H163L162 102V100L165 102L166 101V104H168L167 103V100L168 101H170V100H172V98H176V99H174V101H179L180 102V104H183L184 102L186 103L187 101H192V104H193V102H194V104H193V108L191 107V109H190V111L188 112L187 110L188 109H183V110H186L187 111V113H190L191 112V110L193 109L194 110V112H192L191 114H194L195 113V110L197 111H200L202 108V111L205 109V108H208L207 110L209 111V107H210V105H206V104H201V103H205L204 101H206L204 98H207V99H212V103H209V104H212V107H210V112H214L213 114V116H216V119L213 117H209V121H207V123H206V125H204V128H203V126H202V128H200L201 130H205L204 132H201V131H198V130H196V128H194V127H197V126H200L201 127V125H199V124H196V121H197V119L194 117V116H192L191 114V116L189 117H187V116H185V112H184V114L182 113H180L181 115H183L184 117H186V118H184V120L182 119V118H180V119H182V122H184V124L186 123V124H188V123H190V125H191V123H192V130L193 129H195L196 131H192L191 129H190V126H189V124L188 125H186L185 124V128L187 127V126H189V127H187V129H189V130H187V131H185L184 129H183V131H184V135H185V132H186V136L185 137H183V135L182 134H178V136H176V138H174V137H172V136H169V134H168V136L165 134H162V133H160V132H154V130H150V129H147V130H144V131H141V132H144V133H130V132H126V131H117L116 132V130H115V125L117 124V117H119V116H122V115H120L121 114V112L120 111H122L123 109V111H125V109L128 107L127 105H131L132 103H130V102H128L131 98H127V97H129L128 96V93L124 90L125 89V87H123L122 86V84L120 83V81H119ZM151 79H152V81H151ZM169 81H168V80ZM172 79H173V81H174V84H173V81H172ZM192 79V80H191ZM193 79H194V81H193ZM85 80H87V81H85ZM116 80H118V81H116ZM150 80V81H149ZM154 80V81H153ZM158 80V81H157ZM162 80H164V81H162ZM198 80V81H197ZM204 80V81H203ZM209 80V79H208ZM75 81H77V82H75ZM84 81V82H83ZM103 81V82H104ZM110 81H111V83H110ZM157 81V82H156ZM166 81H168V82H170V81H172V83H168V82H166ZM201 81V82H200ZM243 81V79L242 80H240L239 81V85L237 86L238 88H240V86L241 87H243V88H245L246 90H248V91H243V89L241 90V94L244 92V95H243V97L241 96L240 97V95H239V97H240V99L241 100H244L245 98H247V99H249L248 97H251L250 95H249V92H251L252 90V87H253V91L255 90V88L257 89L258 88V86L259 85H261V83L259 82V80H258V82H257V84H254L257 80H255V81H252V83L250 84V83H248L247 84V81L245 80V78H244V81ZM41 82H42V84H44L45 82H47V84L49 85H47L46 83H45V85H47L48 87H43L42 88V90H40L41 89V87L40 86H44V85H41ZM115 82H117V83H115ZM138 82V83H137ZM152 82V83H151ZM162 82V83H161ZM177 82V83H176ZM204 82H206L207 84H205ZM245 82H246V85H245ZM73 83H74V85H73ZM98 83V84H97ZM112 83H113V85H112ZM121 84V86H119L120 84ZM154 83V84H153ZM163 83H165V84H163ZM199 83H200V85H199ZM203 83H204V85H205V87H206V85L209 87H206V88H204V86H202L201 87V84L203 85ZM52 84V85H51ZM69 85V86H65V85ZM97 85L95 88H93L92 87V85ZM99 84H100V87H99ZM153 86H155V85H158V86H155V87H153ZM51 85V86H50ZM139 85V86H140ZM243 85H245V87L243 86ZM86 86H84V88H86ZM91 87V90H92V88H93V90L91 91L89 88ZM119 86V87H118ZM136 86H137V88H136ZM148 86H151V88L149 89V87ZM249 86H251V88L249 87ZM262 86V85H261ZM260 86V87H261ZM66 87V88H65ZM81 87H83V86H80V88ZM98 87V89H96ZM101 87V88H102ZM120 87L123 89H121L120 91H118L119 89H120ZM147 87V88H146ZM159 87V88H158ZM172 87V88H171ZM211 87V88H210ZM213 87V88H212ZM34 88V89H33ZM63 88H65V89H63ZM74 88V89H73ZM102 88V89H103ZM118 90H117V89ZM208 88V89H207ZM237 88V89H238ZM263 87H261V89H262ZM44 89H46L45 90V92H43V90ZM109 89V88H108ZM163 89V88H162ZM174 89V90H173ZM210 90V92L213 90V93H208V91L207 90ZM241 89V88H240ZM239 89V90H240ZM64 90V91H63ZM72 90H74V91H72ZM97 90V91H96ZM110 90V89H109ZM206 90V91H205ZM31 91V92H30ZM93 91H94V93H93ZM123 91H125L124 93H123ZM145 91H146V93H145ZM154 91V90H153ZM156 91V90H155ZM227 91V90H226ZM226 91H225V94H226ZM261 91V93L263 92V95H264V88L262 89V90H260ZM260 91L258 92V93H260ZM42 94H40V93ZM68 92H69V90H68ZM133 92V93H134ZM147 92H149L148 93V95H147ZM239 92V91H238ZM255 92V93H254ZM254 92H251L250 94H252V93H254L253 94V96H254V98L256 97V96H258V98L259 97H261V95L259 96V95H257L258 93H257V91H254ZM50 93V92H49ZM126 93H127V95H126ZM168 96H166L165 94ZM174 93V94H173ZM222 93V94H221ZM236 93H237V90H236ZM70 94V95H71ZM151 94H152V92H151ZM170 94V93H169ZM207 94V95H206ZM209 94H211L210 96H209ZM225 94H223V95H225ZM238 94H240V93H237V97H238ZM248 95V97H247V95ZM255 94H256V96H255ZM37 95V96H36ZM110 95V96H109ZM119 96V99L120 100H122V101H120V100H117L118 99V96ZM146 97V100H144L143 101V99H145L144 98V96ZM147 95V96H146ZM164 95H165V97H164ZM174 95H176L177 97H178V99H177V97H174ZM204 95H206V96H208V97H206V96H204ZM217 95H219V96H217ZM262 95V96H263ZM33 96V95H32ZM39 96V97H38ZM43 96V97H42ZM101 96V97H100ZM113 96V97H112ZM115 96H117V98L115 97ZM122 96H123V98H122ZM143 96V97H142ZM150 96L151 95H149V99H150ZM171 96V97H170ZM217 96V97H216ZM231 96V95H230ZM245 96V97H244ZM69 97V98H70ZM105 97H107L106 99H105ZM115 97V98H114ZM142 97V98H141ZM161 97H163V98H161ZM203 97V98H202ZM99 98V99H98ZM102 98V99H101ZM114 98V99H113ZM127 98V99H126ZM140 98V99H139ZM153 98V96L151 97V99ZM222 98V99H221ZM224 98V99H223ZM253 98V97H252ZM257 98V97H256ZM263 98V97H262ZM74 99H76V98H74ZM88 99H87V101H88ZM116 99V100H115ZM209 99V100H210ZM227 99V101H223V100H226ZM228 99L231 101H228ZM251 99V98H250ZM84 100H86V98L84 99ZM101 100V101H100ZM127 102H126V101ZM133 100V99H132ZM135 100H133V101H135ZM183 100V101H182ZM199 100H201V102L199 101ZM238 100H239V98H238ZM42 101V100H41ZM88 101V102H89ZM131 101V100H130ZM135 101V102H136ZM190 101V102H191ZM214 101V102H213ZM113 102V103H112ZM126 102V103H125ZM136 102V103H137ZM150 102H152L151 100H150ZM160 102H162V103H160ZM207 102V101H206ZM225 104H224V103ZM40 102H38V104H39ZM80 103V102H79ZM94 103V104H93ZM97 103H99V104H97ZM106 103V104H105ZM110 103V104H109ZM115 103H116V106H115ZM119 103V104H118ZM128 103V104H127ZM135 103V104H136ZM141 103H137V105L138 104H140L141 105ZM218 103H219V105H218ZM83 104V105H82ZM93 104V105H92ZM122 104V105H121ZM123 104H124V106H125V108H122V106H123ZM126 104V105H125ZM134 104V103H133ZM144 104L142 105V106H144ZM154 104V103H153ZM153 104H151L150 103V105L152 106ZM161 104V105H160ZM197 104H198V106H197ZM199 104H201V106L202 105H206V107L204 108V106H200L199 107ZM230 104V105H229ZM70 105V104H69ZM69 105H67V107H69ZM85 105H86V103H85ZM99 106V108H97L98 106ZM100 105H102V107L100 106ZM111 105V106H110ZM113 105H114V107H113ZM117 105H121V108L119 107V106H117ZM139 105V106H140ZM163 105V106H164ZM226 105H228V106H226ZM97 106V107H96ZM151 106L149 107V105H148V107L146 106L145 108L143 107L142 109H144V110H140V108H141V106L140 107H138V106H136L135 105V107L136 108H139V110L138 111H140V113L143 115V117H144V120H146L145 122H149L148 123V125L150 126V125H153V122L151 121V120H149V111H153V112H157V113H159L158 111L159 110H156V109H151ZM207 106H209V107H207ZM224 106H226L227 107V110L229 111V109H228V107H231V111L229 112V115H228V111L226 112V107H224ZM94 109H93V108ZM96 107V108H95ZM119 107V108H118ZM132 106H130V107H128V108H130L131 110L132 109H134V108H131ZM158 107V106H157ZM186 107H188V106H186ZM185 107V108H186ZM200 109H199V108ZM70 107H69V109H71ZM102 108H103V110H102ZM105 108V109H104ZM113 108H115L114 110H116V111H114L113 110ZM117 108H118V110H117ZM135 108V109H136ZM190 108V107H189ZM196 108H198V109H196ZM234 108V109H233ZM243 110H242V109ZM246 108H252L251 110H250V114H249V109H246ZM54 111H55V106H54V108H52ZM81 109V110H80ZM96 109V110H95ZM109 109V110H108ZM122 109V110H121ZM129 109V110H130ZM135 109L134 110H132L133 112L135 111ZM236 109V110H235ZM238 109V110H237ZM246 109V110H245ZM85 110V109H84ZM83 110V111H84ZM99 110V111H98ZM100 110H101V112H100ZM113 111V113H115V112H117V113H119V114H117V115H119V116H116L115 117V115L112 113V111ZM127 111H125L127 114L129 113V110L128 109H126ZM156 110V111H155ZM192 110V111H193ZM263 110V109H262ZM17 111V112H16ZM15 111V114H16V117H14V121H13V125H14V127L12 128L13 129V132H10V131H12V130H8V128H7V132H10L9 133V136H10V138H12V141H13V143H12V145H10V143L8 144L7 142V140L8 139H6V142L5 143H7L6 144V148H5V146H4V144H2V141H1V138H0V172L1 173H3V174H5V176L6 177H8V178H10V175L8 174V173H6L7 171L5 170V167H8L10 170L12 169L13 171H15L16 172V177H18V180H20V181H16V185H15V187H16V189H17V187H19V188H21V185H23L22 183H26V182H28V183H30V185H32V183H31V179H29L28 178V181H27V175L29 174L28 172H26V170H27V168H26V170H25V168H24V164H25V161L23 160L24 159V157H23V155L19 152L18 153V151H20V144L21 143H19V141H20V139H21V137H20V135H19V133H17V130H20L21 128L19 127L18 129L17 128H15V126L16 127H18V126H23L24 125V123H22V121H21V118H22V116L20 115V111H18V110H16ZM92 111V112H91ZM96 111H98L99 112V114L100 113H102V111H103V113L102 114H100L101 115V118H99L100 116H97V114H98V112H96ZM138 111H136L133 115H136L137 113L138 114H140ZM161 111V110H160ZM202 111H200V112H196V115L195 116H197L198 114H199V116L201 115V112ZM205 111V110H204ZM203 111V112H204ZM236 111V112H235ZM248 111V112H247ZM75 112L77 113V114H75ZM110 112V113H109ZM144 112H145V114H144ZM178 111H176V113H175V111L173 112V114H172V112H166L165 114L163 113V112H161V116H158L159 118H158V120H157V122H159L158 124H160V122L162 123L163 122V120H164V126L165 127H168L169 125H174L173 124V122L175 123H180L181 121H178V120H180L178 117L180 116L179 115V113H177ZM180 112H182V111H180ZM202 112V113H203ZM246 112H247V114H246ZM84 113V112H83ZM81 114V116L82 115H84V114ZM113 114V116H110V115H112ZM130 113H132L131 111H130ZM129 113V114H130ZM148 113V114H147ZM168 113V114H167ZM205 113V112H204ZM216 113V114H215ZM14 114V115H15ZM98 114V115H99ZM147 114V115H146ZM160 114V113H159ZM170 114V116H168ZM173 116H172V115ZM176 114L178 115V116H176ZM211 114V113H210ZM217 114H218V117L221 115V118H218L217 119ZM249 114V115H248ZM94 115V116H93ZM95 115H96V118H95ZM107 115V116H106ZM132 115V114H131ZM132 115V116H133ZM145 115V116H144ZM222 115L224 116V117H222ZM243 115H244V117H243ZM246 115H248V116H246ZM93 116V117H92ZM102 116H103V118H102ZM175 116V117H174ZM198 116V117H199ZM210 116H212V115H210ZM225 116H226V118H225ZM21 117V118H20ZM74 117L72 116V118L74 119ZM108 117V118H107ZM133 117H135L136 118V116H133ZM146 117V118H145ZM233 117H236V118H233ZM240 117V118H239ZM242 117V118H241ZM246 117V118H245ZM56 118V117H55ZM55 118H54V121H55ZM84 118V119H83ZM115 118V119H114ZM225 118V121L227 122V123H225V121L223 120ZM232 118V119H231ZM238 118V122H234L235 121V119H237ZM250 118V117H249ZM59 119V118H58ZM75 119H77L76 120V122H75V120L73 121V122H75L77 125H82V126H80L81 128L83 127V125L84 124H78V118H76L75 117ZM79 119V120H80ZM104 119V120H103ZM111 119H113V121L111 120ZM119 119V118H118ZM173 119H175V121L173 120ZM178 119V120H177ZM215 119V121H213ZM221 119V120H220ZM229 119H231V120H229ZM57 120V119H56ZM196 120V121H195ZM200 120V121H199ZM218 120V121H217ZM5 122H1L0 124L1 125H4L5 127H8L7 125H9V123L6 121V119L4 120ZM59 121L60 120H58V122L57 121H55V122H57V123H59ZM94 121V120H93ZM103 121V122H102ZM173 121V122H172ZM178 121V122H177ZM198 121L199 122H201V118L199 119L198 118ZM198 121H197V123H198ZM223 121V122H222ZM231 121L233 122V127H232V125H231V128H236V129H231V128H229V123L230 124H232L231 123ZM246 121V122H245ZM87 122V121H86ZM195 122V123H194ZM208 122H210L209 123V127H210V131H208L209 130V127H208V130H206V127L205 126H207V124H208ZM212 122H216V124H214L213 125V123ZM92 123V122H91ZM101 123V124H100ZM104 124V126H103V124ZM106 123V124H105ZM175 123V124H176ZM212 123V124H211ZM218 123V124H217ZM221 123H222V125H221ZM23 124V125H22ZM147 123H145L144 125H146ZM182 124V123H181ZM183 124V125H184ZM236 124V125H235ZM239 124V125H238ZM246 124H248L247 125V127H245L246 126ZM74 125V123H72V126ZM76 125V126H77ZM182 125V126H183ZM194 125V126H193ZM196 125V126H195ZM223 125H228V126H226L227 128H229L228 130H227V128L225 127V126H223ZM251 125V126H250ZM77 127V128H80V127ZM110 126V127H109ZM215 126V127H214ZM249 126V127H248ZM253 126V127H252ZM12 127V126H11ZM11 127H9V128H11ZM75 127V126H74ZM85 127H83V128H85ZM99 127H100V129H99ZM211 127H214V129L212 128V130L214 131H212L211 130ZM58 129H59V127H57ZM83 128H82V130H83ZM94 128H95V130H94ZM98 128V129H97ZM109 128V129H108ZM199 128V127H198ZM222 128V129H221ZM226 130H225V129ZM237 128H238V130H237ZM252 128V129H251ZM15 129H17V130H15ZM107 129V130H106ZM223 129H224V131H231V132H229V133H227V132H224L223 131ZM99 130V131H98ZM106 130V131H105ZM113 130V131H112ZM150 130V131H149ZM15 131H16V133H15ZM63 131H64V129H63ZM84 131V130H83ZM94 131V132H93ZM98 131V132H97ZM109 131H110V133H109ZM113 133H112V132ZM115 131V132H114ZM147 131V132H146ZM190 133H189V132ZM219 131V132H218ZM223 131V132H222ZM232 131H235V137H234V135H232V134H234V132H232ZM239 133H238V132ZM6 132V133H7ZM19 132V131H18ZM65 132H66V130H65ZM81 132V133H80ZM104 132V133H103ZM140 132V131H139ZM148 132L150 133H152V134H148ZM153 132H154V134H153ZM189 134H188V133ZM207 132V133H206ZM215 133L214 135H212L213 133ZM67 133V132H66ZM65 133V134H66ZM78 133H80V134H78ZM91 133H92V136H91ZM93 133H95L94 135H93ZM117 133H118V135H117ZM124 133V134H123ZM127 133H129V134H127ZM147 133V134H146ZM159 133V134H158ZM182 133V132H181ZM200 133V134H199ZM202 133H204L205 135H203ZM11 134V135H10ZM110 134L112 135V136H110ZM113 134H116V135H113ZM123 134V135H122ZM194 134V135H193ZM206 134H209V135H207L206 136ZM210 134L212 135L211 137H210ZM217 134V136H215ZM221 136H220V135ZM16 135H18V136H16ZM83 135V137L81 138V136ZM102 135V136H101ZM157 135V136H156ZM181 135V136H180ZM203 135V137H201ZM224 135V136H223ZM1 136V135H0ZM8 136V133H7V137H9ZM12 136V137H11ZM73 136V135H72ZM74 136H73V138H74ZM114 136H115V138H114ZM135 136V137H134ZM166 136V137H165ZM201 138H200V137ZM208 136H209V138H208ZM215 136V138H213ZM225 137V138H223V137ZM230 136H232V138H230ZM13 137H15V138H13ZM18 137H20V138H18ZM86 137V138H85ZM105 137V138H104ZM113 137V138H112ZM172 137V138H171ZM177 137H179V138H177ZM181 137V138H180ZM207 137V138H206ZM220 137H222V138H220ZM72 138V139H73ZM87 140V142L85 143V139ZM58 139V138H57ZM59 139H62V138H59ZM78 139V140H77ZM84 139V140H83ZM80 140V141H79ZM53 140H51V142H52ZM72 141V140H71ZM90 141V142H89ZM206 141H208L207 143H205V145H204V142H206ZM21 142V141H20ZM137 142H138V144H137ZM210 142H211V144H210ZM213 142V143H212ZM53 143V142H52ZM84 143V144H83ZM142 143V144H141ZM247 145H249L248 147H246V144ZM16 144V145H15ZM133 144V145H132ZM73 145V146H72ZM78 147H77V146ZM84 145V146H83ZM131 145H132V147H131ZM136 147H135V146ZM138 145H140L139 146V148H138ZM8 146V147H7ZM83 146V147H82ZM142 146V147H141ZM144 146V147H143ZM57 147H61V146H57ZM69 147V148H70ZM72 147H75V149H73ZM82 149H81V148ZM119 147V148H118ZM126 147V148H125ZM127 147H129V148H127ZM2 148V149H1ZM8 148V149H7ZM81 150H80V149ZM99 148V149H98ZM122 148V149H121ZM142 148V149H141ZM80 151H79V150ZM121 149V150H120ZM129 149V151H127ZM136 150V151H134V150ZM58 150V149H57ZM60 150V149H59ZM58 150V151H59ZM74 150H75V152H74ZM142 150V151H141ZM64 151V150H63ZM78 153H77V152ZM82 151V152H81ZM15 152V153H14ZM69 152V153H68ZM72 152V153H71ZM80 152V153H79ZM107 152V153H106ZM133 152V153H132ZM148 154H147V153ZM59 153V152H58ZM70 153L71 154H73V155H75V156H77V157H75L74 159H73V161L72 160H70L71 158H73V156L71 157V155H70ZM102 153V154H101ZM176 154L177 153V157L178 156H180L178 159L179 160H177V162H178V164H180V167H178V169H176L177 168V162L176 161H174V159L172 160V157H171V161L172 162H174V164L173 163H171V164H173V165H170V166H172L173 168H175V169H173V168H171V167H168L169 166V164H170V162H169V157L172 155L173 156V154ZM19 154V155H18ZM60 154V153H59ZM108 154V155H107ZM115 154V155H114ZM119 154V155H118ZM134 154V155H133ZM141 154H147L148 156H147V158H146V155L145 156H143V155H141ZM152 156H151V155ZM156 154V155H155ZM162 154V155H161ZM163 154H165L164 156H163ZM169 154V155H168ZM110 156V157H112V159L117 163V165H114V166H112L109 170H111V169H113V173L115 174V171H116V174L115 175H113V173H112V175L110 174V172L112 171H108V173L110 174L109 175V178H110V180L111 181H108V182H106L108 185H106L105 183H103L105 186H106V188H105V186L103 185V186H101L102 185V181H101V178L99 177V176H97V174H96V171H95V169L94 168H92V167H90V164L93 162V161H100V159H103V158H106L105 156ZM116 155H117V157H116ZM140 155L142 156V157H140ZM150 155V156H149ZM154 155V156H153ZM158 155V156H157ZM163 156V157H161V156ZM80 156V157H79ZM104 156V157H103ZM130 156V157H129ZM168 156V157H167ZM259 156V157H258ZM71 157V158H70ZM80 158V161H79V158ZM134 157H135V159H134ZM161 157V158H160ZM165 157V158H164ZM76 158H78V162H77V160H75ZM146 159V160H144V159ZM152 158H153V160H152ZM159 158H160V161H159ZM244 158V159H243ZM260 158V159H259ZM67 159V160H66ZM82 159V160H81ZM94 159V160H93ZM158 159V160H157ZM163 159V160H162ZM165 159V160H164ZM185 159H188L189 161H187V160H185ZM249 159V161H247V160ZM263 159V160H262ZM23 160V161H22ZM75 160V161H74ZM93 160V161H92ZM133 161V163H132V161ZM144 160V161H143ZM147 160H148V162H147ZM157 160V161H156ZM184 162V163H182V161ZM251 160V161H250ZM12 161V162H11ZM88 161V162H87ZM122 161H123V164H122ZM125 161V162H124ZM144 162V164H143V162ZM146 161V162H145ZM156 161V162H155ZM159 161V162H158ZM165 161L167 162V163H165ZM179 161H181L180 163H179ZM258 161V162H257ZM261 161H263V162H261ZM6 162H8V163H6ZM72 162H74V163H72ZM78 163V165H76L75 163ZM81 162V163H80ZM83 162V163H82ZM86 162V163H85ZM139 162V163H138ZM175 162H176V164H175ZM6 163V165H3V164H5ZM22 163V164H21ZM72 163V164H71ZM125 163H126V168H127V171L126 170H124V169H126V168H124L123 169V167H125ZM142 163V165H141V168H140V164ZM148 163V164H147ZM158 163V164H157ZM161 164V166H160V164ZM169 163V164H168ZM183 165H182V164ZM75 164V165H74ZM118 164L120 165V166H118ZM135 164V165H134ZM152 166H151V165ZM162 164H163V166H162ZM168 164V165H167ZM185 164V165H184ZM246 164V165H245ZM259 164V165H258ZM23 165V166H22ZM122 165V166H121ZM124 165V166H123ZM147 167H146V166ZM154 165V166H153ZM166 165V166H165ZM176 165V166H175ZM261 165V166H260ZM76 166H79L78 168L76 167ZM175 166V167H174ZM182 166H183V168H182ZM260 166V167H259ZM87 167H88V169H87ZM137 167V168H136ZM144 167H146V168H149V169H146V168H144ZM155 167V168H154ZM158 167V168H157ZM159 167H161V168H159ZM167 167L169 168L168 170H167ZM75 168H77V169H75ZM118 168L120 169V170H118ZM124 170L123 171V173L125 172V174H121V172H119L118 173V171H121L122 169ZM142 168H144L143 170H142ZM152 168V169H151ZM164 168H165V170H164ZM170 168H171V170H170ZM87 169V170H86ZM131 169H132V172H131ZM150 169H151V171H150ZM156 169V170H155ZM159 169V170H158ZM11 170V171H12ZM74 170V171H73ZM88 170H89V173H88ZM145 170H146V172H145ZM158 170V171H157ZM161 170V171H160ZM169 171V172H167V171ZM172 170H173V172H172ZM12 171V172H13ZM79 171V172H78ZM131 172V174L130 175H128V173L129 172ZM136 171V172H135ZM148 171V172H147ZM155 171V172H154ZM166 171V172H165ZM80 172H82V174L81 175H83V176H85V177H82L81 175H80ZM92 172H94V174H96L95 176V179L96 180H98L99 182H101V183H99L98 182V186H96V184H95V179H94V175H93V177H92ZM145 172V173H144ZM168 173L167 175L165 174V173ZM64 173V171L62 172V174ZM79 173V174H78ZM92 173V174H91ZM56 173H55V175H57ZM86 174V175H85ZM90 176H88V175ZM147 174V175H146ZM220 174V175H219ZM59 175H57L56 177H58ZM78 175V176H77ZM117 175H120V177L118 176V177H116ZM132 175V176H131ZM146 175V176H145ZM161 175V176H160ZM164 175V176H163ZM166 175V176H165ZM219 175V176H218ZM68 176V177H67ZM86 176H88V177H86ZM111 176V177H110ZM138 176V177H137ZM144 176V177H143ZM160 176V177H159ZM253 176V177H252ZM53 177V179H51ZM79 177V178H78ZM82 177V178H81ZM123 177V178H122ZM134 177H136V178H134ZM176 179H175V178ZM178 177V178H177ZM188 177H190V179L188 178ZM217 178L216 180H215V178ZM221 177V178H220ZM223 177V178H222ZM62 178V179H61ZM73 178V179H72ZM76 178H77V181L79 182V183H76V181H74V179L76 180ZM128 178V177H127ZM154 178V179H153ZM211 178L213 179L214 178V180H211ZM11 179V178H10ZM26 179V180H25ZM129 179V178H128ZM141 179V180H140ZM194 179V180H193ZM30 180V181H29ZM95 182H94V181ZM118 180V184H119V182H121V181H126V180H120L119 181ZM174 180V181H173ZM198 180H199V182H198ZM43 183H42V182ZM84 181V182H83ZM89 181V182H88ZM92 181H93V183H92ZM196 181H197V183H196ZM216 183H214V182ZM217 181V182H216ZM19 182V183H18ZM41 182V183H40ZM83 182V183H82ZM87 182H88V184H90L91 183V185H88L87 184ZM104 182V181H103ZM115 182H117V181H115ZM124 182H122L124 185L126 184V183H124ZM126 182H128V180L126 181ZM129 182H130V184L132 185V183H131V181L129 180ZM157 182V183H156ZM159 182H161V183H159ZM75 183V184H74ZM86 183V185H84ZM110 183V184H109ZM145 183V184H144ZM155 183V184H154ZM213 183V184H212ZM65 184L67 185V186H65ZM81 186H80V185ZM94 184V185H93ZM101 184V185H100ZM115 184L116 183H114L111 187H112V189L114 188V187H118V185H116L115 186ZM129 184V185H130ZM151 184V185H150ZM165 184V185H164ZM184 184H187L186 186H184ZM219 184V185H218ZM69 185H70V187H69ZM79 185V186H78ZM127 185V184H126ZM124 186V189H125V187L127 188L128 186ZM144 185H150V186H148V189H149V187H150V191H147V192H145V190L143 191V186ZM175 185V186H174ZM178 185V186H177ZM90 186V187H89ZM96 186V187H95ZM119 186H120V184H119ZM123 186V185H122ZM146 186V187H147ZM184 186V187H183ZM237 186H239V187H237ZM60 187V188H59ZM69 187V188H68ZM79 187V188H78ZM82 187L84 188L82 191H80L81 189H82ZM101 187H103V188H101ZM143 189H142V188ZM160 187V188H159ZM166 187V188H165ZM180 187V188H179ZM216 187V188H215ZM18 188V190H20ZM68 188V189H67ZM118 188H120V187H118ZM131 188V187H130ZM130 188H127L128 189V191H129V189ZM22 189H23V187L21 188V190H20V192L21 193H19L18 194V196L19 195H21V197H22V201H21V199H17V203H16V206H17V209H16V212H18L15 216L16 217H14V221L15 222H13L12 223V231H13V233H12V236L13 235H16V236H13L14 238H12L13 240H15V243H17L16 242V238H18V240H19V242L21 241L22 242V244L23 245H25V247L22 245V244H20V243H17V245H18V249H20V248H22L23 250H26V252L25 251H23L22 249H20L19 250V252H20V254H21V251H22V253L24 252V253H26V255L27 256H23V254L21 255V257L23 256L24 258L22 259V264H23V262L25 263V264H42L41 263V258H39V256H41V252H43V251H45V250H47V248L49 249V251H51L52 253H54L53 255L55 256V257H58V255L56 256V254L55 253H59V252H62V250H63V252L65 251V253H69V252H71L70 253V256L71 257H73L74 256V254L75 253H77V255L76 256H78L77 258L79 259V260H81L82 259V255H83V253H86L88 250L89 251H98L100 248H103V245H104V247H106L105 246V244H104V242H105V240H107L106 238L104 239L103 238V234H101V236L99 235V237L96 235V237H95V239L93 238V237H91V239H90V242H88L89 240L87 239V238H79V237H77V238H79V239H77L76 237H75V234L74 235H72L70 232H69V234L68 233H66V232H63L60 228H59V226L56 224V225H52V223H50V221H49V219H47V220H40V219H36V218H30V216H31V214H30V211H28V209L30 208L31 209V205H29V204H31L30 202H29V198L26 196V195H24L22 192ZM76 189V190H75ZM80 189V190H79ZM109 189V187L106 189V190H104V191H106L107 192V190ZM184 189V190H183ZM54 190H55V192H54ZM62 190V191H61ZM66 190V191H65ZM73 190H74V192H73ZM109 190H111V188L109 189ZM108 190V191H109ZM115 190V192H117V190L118 189H114ZM126 190V189H125ZM124 190V191H125ZM139 190V191H138ZM238 190H240V191H238ZM68 191V192H67ZM79 191H80V193H79ZM93 191V190H92ZM95 192V193H97V194H99L98 192ZM127 190H126V192H128ZM159 191V192H158ZM59 194H58V193ZM111 194H115V192H113L112 190L111 191H109ZM130 192V191H129ZM140 192H142V193H140ZM145 192V195L144 196H142L143 195V193ZM163 192V193H162ZM213 192V193H212ZM217 192H218V194H217ZM219 192H222L223 194L221 195V196H224L225 198L222 200L223 201V203L220 201V203H219V212H218V210L216 209L215 210V208H214V205H215V202H217L218 201V199H219V197L218 196H220L219 195ZM49 193V194H48ZM51 193V194H50ZM70 193V192H69ZM70 193V194H71ZM85 193H83V194H85ZM93 193V195H94V192H92ZM91 193V194H92ZM29 194H31V193H29ZM54 194V195H53ZM56 194H58V195H56ZM76 194V193H75ZM78 194H76V195H78ZM81 194V195H80ZM101 194H104V197H106V196H109L108 194V192H107V194L105 195V192L104 193H101ZM110 194V196L108 197V198H110V197H112L113 195H111ZM123 194V193H122ZM125 194V193H124ZM123 194V196H122V198H123V200L125 199V198H127L126 196L128 195V194H126V196ZM141 194V195H140ZM156 194V195H155ZM183 194V195H182ZM216 194V195H215ZM47 195H48V197H47ZM50 195V196H49ZM96 195V194H95ZM160 197H159V196ZM197 195V196H196ZM204 195V196H203ZM206 195V196H205ZM215 195V196H214ZM52 196H56V197H54V198H57V199H54L53 200V197ZM97 196V195H96ZM157 196V197H156ZM192 196H193V198H192ZM201 197V202L203 201L204 203H202V205H204L203 207H204V212H203V210H201V208L199 207V209L201 210H199L196 206H198V204H196V203H198V201H200V200H198V201H196L195 199H194V197ZM220 196V197H221ZM72 197V196H71ZM83 197V198H82ZM93 197H95V196H93ZM100 197V196H99ZM152 197H154V198H152ZM195 197V198H196ZM23 198H26V199H23ZM68 198H70L69 196H66V199H68ZM102 198V197H101ZM107 198V197H106ZM115 198V197H114ZM180 198V199H179ZM65 197H64V201H62V200H59V202L57 203V205L55 206V207H61V205H62V203L63 202H65ZM97 199H99V198H95V201H97ZM190 199V200H189ZM198 199H200V198H198ZM203 199V200H202ZM57 200V201H56ZM68 200H71V199H68ZM103 200V199H102ZM97 201V203H99V202H103V201ZM105 201L104 202H106L107 200L106 199H104ZM109 200V199H108ZM136 200V201H137ZM181 200V201H180ZM192 200V201H191ZM62 201V202H61ZM76 201H78V202H76ZM113 202L112 204H114L116 201H115V199L113 200L112 198H110V201H108V202ZM121 201H122V199H121ZM153 201H155V202H153ZM189 201V202H188ZM225 201V202H224ZM118 202H119V200H118ZM140 202V203H139ZM158 202V203H157ZM177 202V203H176ZM191 202H193V205H192V203ZM61 203V204H60ZM65 203H67V202H65ZM147 203H148V205H147ZM152 203V204H151ZM176 203V204H175ZM55 204V205H54ZM59 204H60V206H59ZM189 206H188V205ZM194 204H196L195 206H194ZM75 205H73L72 207H74ZM78 205V206H77ZM151 205V206H150ZM30 206V207H29ZM70 206V207H71ZM150 206V207H149ZM157 207V209H159V210H157L156 209V207ZM192 206H194V207H192ZM75 207V209H77ZM136 207V208H135ZM152 207H153V209H152ZM155 207V208H154ZM161 207V208H160ZM163 207V208H162ZM187 207H190L191 208V210H190V208H188L187 209ZM205 207L208 209V211H206L207 209H205ZM19 209V210H18ZM29 209V210H30ZM60 209V208H59ZM62 209V208H61ZM149 209H151L152 210V215H153V217L152 216H150L151 214H149L150 212H151V210H149ZM154 209H156V210H154ZM196 209H198V210H196ZM212 209V210H211ZM214 209V210H213ZM64 210V209H63ZM125 210V209H124ZM123 210V212H121L122 214H120L119 212H120V210L118 211V213L120 214H117V212L115 213V215H116V217H118V220H117V222H119V216L121 217V215H122V219L124 218V220H125V218L126 217H123V215H126V214H124L125 213V211ZM190 210V211H189ZM195 210V211H194ZM27 211H28V213H27ZM68 213H69V211L68 210H66ZM66 211H62V212H66ZM127 211V210H126ZM189 211V212H188ZM192 211H194L195 212V214H193V212ZM198 211H200L201 212V215H200V212H198ZM220 211H221V215H220ZM20 212H22V213H20ZM71 212V211H70ZM149 212V213H148ZM208 212V213H207ZM20 213V214H19ZM130 213V214H129ZM186 213V214H185ZM191 213V214H190ZM29 214V215H28ZM110 214H113V213H110ZM144 216H142V215ZM149 214V215H148ZM204 214H206L205 215V217H204ZM222 214H223V216H222ZM21 215V216H20ZM23 215V216H22ZM114 215V214H113ZM119 215V216H118ZM128 215L131 217L132 216V214H131V212L129 211L128 212ZM142 216V217H140V216ZM208 215V216H207ZM110 217H114V216H112V215H109ZM127 216V215H126ZM129 216H127L128 218H130ZM139 216V217H138ZM148 216H150V217H148ZM155 216V217H154ZM167 216V217H166ZM170 216V217H169ZM187 216V217H186ZM222 216V217H221ZM20 217H22V218H20ZM115 217V218H116ZM17 218V219H16ZM128 218H126L127 220H129ZM143 219V220H141V219ZM151 218V219H150ZM154 220H153V219ZM158 218H162V219H164V220H160V219H158ZM204 218H206V219H204ZM21 219V220H20ZM24 219H25V221H24ZM29 219H31V221L29 220ZM114 219V218H113ZM117 219V218H116ZM149 219V220H148ZM176 219V220H175ZM19 220V221H18ZM24 222H26V223H23V221ZM32 220H34V221H32ZM121 220V219H120ZM124 220H122V221H124ZM159 220V221H158ZM175 220V221H174ZM122 221H120L119 222V224H122L123 222ZM130 221V220H129ZM128 221V222H129ZM141 221H143L142 222V224H139V223H137V222H141ZM150 221H153V223H155V224H153L152 222H150ZM158 221V222H157ZM162 221V222H161ZM170 221H171V225H169L170 227H168V226H166V222H167V224H170ZM174 221V222H173ZM194 221H196V222H194ZM126 222V221H125ZM130 222H132V220L130 221ZM160 222V223H159ZM207 223L206 225H204V223ZM213 224V228H211V227H209V229L210 230H208V224ZM14 223L16 224V225H14ZM34 223H36V224H34ZM148 223V224H147ZM162 223V224H161ZM175 224V225H173V226H175V227H173V228H175V230H171V228H172V224ZM178 224V227L176 226L177 224ZM31 224H33V226L31 225ZM145 224H146V226H145ZM157 224V225H156ZM162 226H161V225ZM163 224H165V225H163ZM192 224H194V225H192ZM39 225V226H38ZM52 225V226H51ZM155 225V226H154ZM159 225V226H158ZM208 225V226H207ZM17 226V227H16ZM20 226V227H19ZM25 226H26V228H28L29 229V232H28V230L25 228ZM28 226V227H27ZM130 226V225H129ZM145 226V227H144ZM151 226V227H150ZM154 226V227H153ZM161 226V227H160ZM206 226V227H205ZM46 227V228H45ZM119 227V226H118ZM153 227V228H152ZM158 227H160V228H158ZM164 227H165V229L167 228V230H165L164 229ZM177 227V228H176ZM193 227V228H192ZM14 228H16V229H14ZM135 228V229H134ZM156 228H157V230H156ZM163 229V231H162V229ZM172 228V229H173ZM192 230V232H191V230ZM215 228V229H214ZM139 229H141L140 231H139ZM151 229V230H150ZM178 229V230H177ZM195 231H194V230ZM213 229V230H212ZM14 230H15V232H14ZM30 230H32V231H34V232H32V231H30ZM37 230V232H35ZM40 232H39V231ZM55 230V231H54ZM197 230V231H196ZM209 231V232H207V231ZM18 232V234H15V233H17ZM54 231V232H53ZM154 231H156V232H154ZM166 231V232H165ZM167 231L168 232H170L169 234V236H168V234H166L167 233ZM174 231H176V232H174ZM179 231V232H178ZM210 231H212V233H210ZM30 232H32V233H30ZM52 232L54 233V234H52ZM158 232V233H157ZM162 232L164 233V234H162ZM171 232H174L175 234H173V233H171ZM189 234H188V233ZM46 233H51L50 234V236H48ZM55 233H57V235H55ZM63 233V234H62ZM109 233L110 234H108V232H107V235H106V237H108L109 235L111 236V234L113 235L114 234V232H110L109 231ZM134 233L135 234H137V235H135V236H137V238H135V236H134ZM142 233V232H141ZM151 233V234H150ZM181 233V234H180ZM191 233V234H190ZM193 233V234H192ZM195 233H197V234H195ZM206 233H208V236H206L207 234ZM62 235L63 237H60L59 235ZM65 234V235H64ZM68 234V235H67ZM71 234V235H70ZM157 234H159V235H161V237L159 236H156ZM171 234H173L172 236H171ZM195 234V235H194ZM206 234V235H205ZM209 234H210V237H209ZM18 235H20V236H18ZM22 235V236H21ZM31 235V236H30ZM39 235H40V237H41V239H40V237H39ZM139 235V236H138ZM165 235V236H164ZM182 237H181V236ZM193 235V236H192ZM205 235V236H204ZM227 235V236H226ZM36 236V237H35ZM49 237V238H51V239H49V238H46V237ZM65 236H66V239L68 240V245L69 246H65L63 243H62V238H65ZM114 236V235H113ZM187 236V237H186ZM190 236H191V238L194 240H192L191 238H190ZM20 237V238H19ZM22 237V238H21ZM34 237V238H33ZM37 237H38V239H37ZM44 237V238H43ZM75 237V238H74ZM100 237H101V239H100ZM112 237V236H111ZM110 237V238H111ZM116 237V236H115ZM115 237H113V238H115ZM139 237V238H138ZM141 237V238H140ZM142 237H145V240L142 242ZM170 237V238H169ZM174 237V238H173ZM177 237V238H176ZM207 237V238H206ZM209 237V238H208ZM26 240H24V239ZM42 238H43V240H42ZM61 238V239H60ZM70 238V239H69ZM93 238V239H92ZM103 238V239H102ZM110 238L108 237V239L110 240ZM147 238V239H146ZM157 238H160L159 239V241L157 240ZM196 238V239H195ZM206 238V239H205ZM45 239V240H44ZM75 239H77V240H75ZM80 239H82V242H81V240ZM86 239V240H85ZM139 239H141V240H139ZM163 239V240H162ZM168 240V242H169V244H170V242H171V245H169L168 244V242H167V240ZM17 240V241H18ZM38 240V241H37ZM40 240H42L41 242H40ZM55 240H57V242H59V241H61V246H59L60 244V242L59 243H57ZM78 240H80V241H78ZM88 240V241H87ZM93 240V242L91 243V241ZM95 240V241H94ZM97 240H98V242H97ZM109 240H107V241H109ZM113 240V239H112ZM115 240H117L118 241V239H115ZM114 240V241H115ZM161 240L164 242L165 240H166V242L167 243H165V246H164V243L162 244V242H161ZM192 240V241H191ZM55 241V242H54ZM76 241V242H75ZM86 241V242H85ZM106 241V242H107ZM114 241H111V243L113 242V243H115ZM191 241V242H190ZM197 241V242H196ZM34 242H35V244H34ZM44 242H45V244H44ZM96 242V243H95ZM145 242V243H144ZM158 242V243H157ZM188 242H190V245L191 244H195L192 248H191V246L189 245V243ZM200 243L199 245H201L202 247H200V246H198L197 247V244L196 243ZM232 242V243H231ZM42 243V244H41ZM51 243H54V245H53V248L55 247V249H57L56 250V252H55V249H52V246H50L49 247V245L51 244ZM87 243V244H86ZM108 243V242H107ZM106 243V244H107ZM110 243V244H111ZM113 243L111 244V245H109V243L107 244V246L108 247H110V246H112L111 248H113V249H110V248H107V249H110L111 251H112V253H114L115 251L116 252H118V246H116V245H113ZM141 243H144L142 246H140V244ZM228 243V244H227ZM46 246H44V245ZM49 244V245H48ZM117 244V243H116ZM139 244V245H138ZM34 245V246H33ZM43 245V246H42ZM52 245V244H51ZM56 245H58L57 247H56ZM166 245H168L170 248L168 249L167 247L168 246H166ZM189 245V246H188ZM226 245V246H225ZM117 248V250L116 249H114L115 247ZM134 246V247H135ZM139 246V247H138ZM151 246V247H150ZM225 246V247H224ZM136 247H135V249H136ZM152 247H155V248H153V250H151L152 249ZM189 247H190V249H189ZM37 248H38V250H37ZM145 248V249H144ZM151 248V249H150ZM167 248V249H166ZM88 249V250H87ZM91 249V250H90ZM98 249V250H97ZM155 249V250H154ZM208 249V250H207ZM39 252V254L40 255H38V252ZM58 250H60V251H58ZM67 250V251H66ZM128 250V251H129ZM145 250V251H144ZM198 250V251H199ZM33 251H35V254H34V252ZM84 251H86V252H84ZM110 251V252H111ZM136 251H137V253H136ZM141 251V252H140ZM143 251V252H142ZM202 251V252H203ZM37 252V253H36ZM83 252V253H82ZM115 252V254H113V255H116L117 256V253ZM151 252V253H150ZM201 252V251H200ZM30 253V254H29ZM33 253V254H32ZM130 253H131V255H130ZM133 253H134V255H133ZM136 253V254H135ZM139 253H141V255L139 254ZM146 253V254H145ZM198 253V252H197ZM224 253V254H223ZM32 254V255H31ZM81 254V255H80ZM143 254V255H142ZM189 254H186V255H188L189 256ZM191 254V255H192ZM226 254V255H225ZM31 255V256H30ZM34 255H35V257H34ZM38 255V256H37ZM60 255H61V253H60ZM129 257V259H130V256H132L133 255V259H134V261H131L132 260V258H131V260H129L128 259V261H131V262H128L127 261V256ZM138 255V256H137ZM139 255H140V257H141V259L139 260ZM149 255V256H148ZM38 258H37V257ZM69 256V257H70ZM145 256V258L143 259V257ZM148 258H147V257ZM182 256V257H181ZM186 257V258H184V257ZM224 256V257H223ZM29 257H31V259L29 258ZM122 257H125L126 258V263H124V261H123V259H121ZM135 257H138V258H135ZM180 257V258H179ZM199 259H197V258ZM226 257H227V260H228V257H229V260L227 261H225V259H226ZM26 258V259H25ZM222 258V259H221ZM34 259V261H32ZM37 259H39V261L37 260ZM201 259V260H200ZM125 260V259H124ZM135 260H137L136 261V263H135ZM147 260V261H146ZM183 260V261H182ZM121 261H123V263L121 262ZM144 261H145V263H144ZM188 261V260H187ZM192 261L190 262V263H192ZM57 262H58V264H60L61 262L60 261H57V260H55V264H57ZM72 262H73V264H74V260H72ZM151 262V263H152ZM181 262H183V263H181ZM227 262V263H226ZM230 262V263H229ZM141 263H139V264H141ZM188 262H186V264H187ZM195 263V262H194ZM195 263V264H196ZM17 264H19V263H17ZM62 264H64V263H62ZM75 264H77V263H75ZM189 264V263H188Z\"/></svg>",
  "mask_w": 264,
  "mask_h": 264
}]
</instances>
